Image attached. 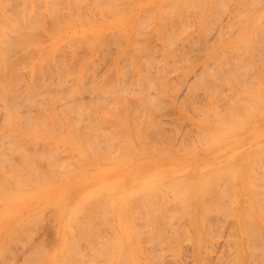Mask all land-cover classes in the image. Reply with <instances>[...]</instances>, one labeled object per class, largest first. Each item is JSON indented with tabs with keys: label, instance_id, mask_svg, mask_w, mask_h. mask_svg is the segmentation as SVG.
<instances>
[{
	"label": "bare ground",
	"instance_id": "6f19581e",
	"mask_svg": "<svg viewBox=\"0 0 264 264\" xmlns=\"http://www.w3.org/2000/svg\"><path fill=\"white\" fill-rule=\"evenodd\" d=\"M6 1V0H5ZM8 2H10V0H7ZM14 1H18V3H16L17 4V6H16V4H15V2ZM26 4H27V2H28V4H29V1H26V0H23ZM35 1V0H34ZM40 0H37V2H39ZM43 0H41V2H42ZM57 1V0H56ZM54 2L53 4L55 5V7L57 8H55V7H53V6H51V5H53L52 3L50 4V2H52V0L50 1V0H48V2H47V0L45 1V3L47 2V7L49 8L50 6L54 9V11L53 12H58V11H60L61 10V8H62V6H60L59 7V5L58 4H60V5H65L64 4V1L65 0H62L63 2H60V3H57V2ZM61 1V0H60ZM75 2L77 1L78 2V0H74ZM74 1H73V3H74ZM93 1H95V2H97L98 0H93ZM104 1V0H103ZM117 1H119V0H117ZM124 2L126 1H128L127 3H128V5L129 6H131L130 5V1L131 0H123ZM156 1H158V0H156ZM160 2L162 1V0H159ZM231 3H230V2ZM1 2H3V3H1ZM0 3L1 4H3L4 6L3 7H11V6H16V8H18L19 7V5L18 4H20L22 1H20V0H13V2H14V4L15 5H12L11 3H8L7 5H9V4H11L10 6H6L5 4L7 3H5L3 0L1 1ZM20 2V3H19ZM31 2H33V1H31ZM31 2H30V4H31ZM37 2H34L33 3V7L34 6H36L37 7V5H34L35 3H37ZM66 2V1H65ZM88 2V1H87ZM92 2V1H91ZM135 1L133 0L131 3H134ZM149 2H150V0H145L143 3H146L147 5L149 4ZM25 3H21V5L20 6H22L23 5V8H22V10H19V12H20V14H23V15H18V17L20 16H24V17H26L24 14H26V11L29 13L31 10L32 11H34L33 9H36L35 7L34 8H32L31 6H32V4L31 5H28V7L29 8H32V9H29L28 7H26L25 5ZM43 3V2H42ZM41 3V4H42ZM56 3H57V5H56ZM68 3H69V0H68ZM79 6H81V3L82 2H80V0H79ZM126 3V4H127ZM142 3V4H143ZM164 3V2H163ZM228 3H230L229 5H228ZM228 3H227V6H229L230 7V5H232L233 3V6H234V8L236 9H234L233 7L232 8H230V10L231 9H233L234 10V12L236 11V13H233V11L231 10L229 13H231V15H235L236 14V16H237V14H239V12H240V15H238V16H240L239 18H232L233 16H231V18L232 19H230L231 21L229 22V20L227 19V21H228V26H229V29L231 28V26L229 25L230 23L231 24H233L234 26H235V24H237V22H238V24H239V22H242V23H245V22H247V23H250L251 25V28H249V29H245L242 33H239V37L241 36V38H242V40L243 41H245V50H241L238 46H241L243 43H239V44H237L238 46H235V48L237 47V50H234L235 48L233 47L232 48V46H231V50H234V52H235V56L238 54H236V52L238 51H240L239 53H240V55H241V53H242V51H244L242 54H244L243 56H245V55H247V53L249 52V46H247V44H249V42H250V47L251 48H253L254 50V52H253V54L255 55V54H257L259 57H260V55L259 54H261V52L262 51H264V50H262V51H260L261 49H264V47H261L262 45H264V44H262V43H264V42H262V41H264V40H262V39H264V0H233V2H232V0H228ZM25 4V5H24ZM40 4V3H39ZM40 4V5H41ZM48 4H50V5H48ZM76 5L78 4V3H75ZM86 4V3H85ZM92 4H93V2H92ZM95 4V3H94ZM96 4H98V3H96ZM106 4V3H105ZM141 4V6H140V13L141 14H143V15H139L138 16V18H135L136 20V22H135V25H134V28H133V32L134 33H132V32H130L131 31V29H129V30H126L127 32L129 31L130 32V34L128 35V38H127V40H126V46H124V47H127L128 49V51L126 50V49H122L121 48V44L123 43V42H121V43H119L118 41H120V39L117 41L119 44H117V45H115V46H117L116 48H117V52H116V54L113 56V62L112 61H110V62H112V63H114V65L112 66V67H110L109 69H105L103 72H101V70H103L105 67H103V68H101L100 69V67H99V62H98V60H97V68L94 66V63L92 62L93 61V59H92V63H91V65H89V60L88 61H85V56H84V59H83V56H82V54H78V50H77V52H76V50L74 51H72V49H71V47L70 46H68V45H66L64 48H66V47H70L69 49H71V51L70 52H72V54H69V56L71 55V57H72V61H70L71 60V58H69V61L70 62H76V61H79V63L76 65L77 66V68H74V67H76V66H73V64L74 63H72L71 65L73 66V67H71V68H74V69H72V70H75V71H73V72H70V68L68 67L69 65H70V63L69 62H66L65 61V59L64 58H62V57H58V54L56 55L58 58H56V56L55 55H52L51 53L52 52H50V49H45V47H46V42L44 41V38H46L47 36L43 33L45 30H42V29H37L38 27H40L39 26V24H38V27H35V24L36 23H38V21L36 22V23H33V22H35L36 21V15L38 16V14H40V12L37 14V12L36 11H34V12H36V14H34V12L32 13V11L30 12L31 14L29 15L28 13H27V15L28 16H31V15H33L34 14V16H35V18H34V21L33 20H31V19H33V17H30V20L28 21L27 20V17L26 18H24L25 19V21L23 22L22 21V23H21V26L19 25V24H17V22H15L16 20H15V18L17 19V17H15L16 15H14L13 16V14H15L16 13V10L17 9H15V13L13 12V9L15 8H8V9H11L10 11L8 10V12L7 11H5L4 9L2 10L1 8H2V5L0 6L1 8V10H2V13L4 12L5 13V15H6V17L7 18H5V16L3 17L2 15H1V10H0V17L2 18V19H4V23H5V26L4 27H2L3 25H4V23H1L2 22V19L0 18V23H1V27H2V29L3 30H1L0 31V138H3V139H6V141H8L9 139L8 138H6V137H11V136H13L14 134L15 135H19L20 134V136H21V134H23L24 132H25V130L24 129H22V128H20L21 127V124L23 125H27L26 127L28 128V130L30 131V132H32L33 134H51V133H53V134H55V135H65V136H72L73 138H76V139H79V137L81 138V137H83V136H85V135H87V134H91L90 136H91V138H89L88 136V138H86V143L88 142H91V145H92V138H95L93 141L95 142V140L98 138H100L101 137V140H102V138H103V140L105 141V140H107L105 143H106V145H109L110 143V150L111 149H113V147H115V149L113 150L114 151V153H119V154H123L126 158V163H127V169L125 170V174H124V182H125V192H124V215H125V218L124 219H126L125 221V236H124V242H125V245H126V251L125 252H123L122 250H125L123 247H122V250H121V252H116V253H119V255L120 256H117L118 254H116V256L115 257H117V260H118V262H117V264L119 263V261H122V259L124 260V262H122L121 264H152V262H154L153 261V259L155 258L154 257V255H156L155 254V251L153 252V253H151L152 252V250H151V248H152V246L155 248V244H156V246H157V244L160 242V240H161V237L159 236V234L161 233L162 235H164V233L165 234H167L168 232V234H170V233H172L173 232V230H176V229H181V230H179L181 233H182V230H184L183 232H185V230H187V229H185V226L183 227L182 226V222L183 221H185V219H186V221H187V219H189V220H191V219H194L193 220V226H194V228H197V220L195 219V218H197V217H199L200 215H202V214H204L203 215V217L205 218H207L208 217V219H204V218H202V223H203V221L205 220H209V216H207L208 214H209V212H213L211 209V211L209 210V211H207L206 212V210H205V208H204V203L206 204V202H207V200L205 201L204 199H208L209 198V193H210V188H209V186H208V188L206 187V182H207V176H201V174L199 175V173H200V171H204L205 169H206V166H207V162H208V159L207 158H205V159H203L202 157H200V154L199 155H197V153H195L194 151H191V144H190V142L188 143L186 140L183 142L182 141V145L181 146H179L180 144H178V145H176L178 142H176L175 140H177V141H179L180 142V140H178L179 139V136H180V134L178 133V131H176V133H178L179 134V136H177V134H176V136H175V138L173 139L174 140V142H175V145H174V143H172V144H167L168 143V141L166 140V137L168 138V139H170L171 140V138H170V135H168L169 134V132H173V128L175 129V127H174V125H172V122H171V125L173 126V128H171V130L170 129H168V131L167 130H165V128H162V127H164L165 126V124L167 123V122H165L164 124H163V122H164V120H162V119H160L159 117L161 116V115H163V116H166L165 115V113H163L164 111H162L163 109H161V108H163V107H165V106H163L164 105V103H162L163 101V99H162V96L167 92V88L169 87V85H170V89L168 88V91L169 92H167V93H169V94H171V95H173V94H178V92H179V89L178 88H180V87H182V86H184L185 84H189V85H191V87L189 88V89H186L187 87H188V85H186V88H185V94H183V96L182 97H185L186 99H184L183 101H185L186 100V102L188 101V105H189V102H191V100H192V102L194 101L193 99H195V97H196V95H197V93H198V89L197 88H201L202 90H203V92L202 91H200V93H202V94H204V95H202V94H198V95H202L203 96V98L201 99V97L202 96H200L199 98L201 99V101L199 102L198 100H200L199 98H198V95H197V98H198V100H196L195 99V101H197V102H195L194 101V103H195V105H197L198 107H199V111L197 112L198 114H199V117H198V122H197V124H198V126H197V129H195V128H193V129H195L196 131H198L197 133L195 132V130L194 131H192V128H191V131L192 132H194V134H195V136H197V138H198V141L197 142H199V143H197V145L202 149V154H204V149H205V153L208 151V148H209V145H210V143L213 145V144H215V143H217L218 141L220 142V140H218L217 142H215L214 143V140L212 139L211 141H213V143L212 142H210V138L208 137V135H209V133H208V131H209V124L213 127V129H215V131H217L216 133L218 134V130L217 129H219V131L221 130L223 133H225L224 131V129L223 128H221V127H219V125H224L223 124V122H224V118L222 119L221 117L223 116V115H221L222 113H219L220 111H221V109L222 108H219V104H221V103H218V105H217V102L219 101V100H221L222 98H223V95H222V93L220 92L223 88V90H226L225 89V87L227 86V85H223V86H225V87H220L221 89H218L219 87L217 86V84H219V86H220V84H222V83H217L216 84V82L217 81H215V83H214V85H216V87H210V86H208V85H206V81H205V79H207L208 80V78L207 77H212L213 75L215 76V74L214 73H216V74H218V76H219V73H217V70L216 71H214L213 69L215 68V66H214V62L216 63V61H217V57H218V55H221V54H223V58L222 59H224L225 57H224V54H226V52L225 53H223L220 49V52H222L221 54H220V52H219V50H215V51H213L212 52V57L215 59L214 61H213V67H211V65L210 64H212V63H210L209 61H210V59H209V57H208V60L209 61H205V62H203V63H201V65H202V67L200 68V65H199V67H198V69L200 70V72H199V70H198V73H193V74H197V75H193L192 74V72L190 73V74H192L193 76H195V78L193 79L192 78V81L193 82H197V84H196V82L195 83H190V81L188 82V83H186V79H187V76H188V72L187 73H184V75L185 74H187V76H186V79H184L185 77H183V79H182V75L179 73V72H176L175 71V76H176V79H178V80H176L175 79V76H174V71L173 70H176V69H178V68H182V67H184L185 65L187 66V64H185V65H182V63L184 62V61H186V63H187V61H192L193 63H194V59H195V61H197L198 60V58H200V57H203V53H202V56H200V57H198L197 58V55H195V58H193L194 57V54H191L190 55V57L193 55V57H191V58H193V60L189 57V55H187V53L189 54L190 52H192L191 51V47H192V49L194 48L193 47V44H194V46H195V48H199L200 46L202 47V48H200V49H202L200 52H203L204 51V55H206L207 54V52L209 51V49L213 46L211 43H210V41L214 38V43H215V33H212V31L214 30H216V29H212V27L213 26H211V24H212V21H213V23H215V25H217L218 27H220L218 24L220 23V19H221V17H222V20L224 19V17L222 16L223 14H224V10H227V6H226V0H166V4H163V7H160L162 10L160 11L161 12V15L162 16H160L159 18H160V20L158 21L159 23H160V25H159V28H158V26H156L155 24H153V23H151V22H153L151 19H152V17H150L151 19H148L147 17H145L144 18V15H146V13L148 12V11H150V12H148L147 13V15L150 13V15L152 16V12H153V10H154V8L153 7H149L148 9L146 8V7H148V6H143ZM156 4H158V2L156 3L155 2V5ZM171 4H174V7H175V5H180V7H179V10L180 9H183L184 10V12H186L187 10H190L188 13L190 14V12L192 13V17H194L195 18V20L194 19H192V17L190 18V15H188V17L190 18V20H187L189 23H191V19L192 20H194V24L193 23H191V25L190 24H187V21L185 20V16L187 17V12L186 13H184L183 11H181L180 10V12H182V13H179L178 11H176L178 14H176V12L175 13H173L174 11H171L172 9L174 10V7H173V5H171ZM70 7L69 8H71V9H68V10H71V15H72V13H73V11H72V9L73 8H76L75 6H74V4H72V1H70ZM89 5H90V3H89ZM118 5V4H117ZM152 5H153V3H152ZM151 5V6H152ZM170 5H171V7H173V8H171V10L169 9H167V8H169L170 7ZM24 6H25V8H24ZM72 6H73V8H72ZM87 6V5H86ZM123 6H124V4H123ZM126 6V5H125ZM128 6V7H129ZM236 6V7H235ZM42 7L43 8H41V9H44V11L45 10H47V8L44 6V5H42ZM46 9H45V8ZM51 7L49 8V11L47 12V13H45V15L46 14H48L47 16L48 17H52V18H54L53 16V12H52V10H51ZM101 7V6H100ZM109 7V6H108ZM26 8H28V9H26ZM78 6H77V10H78ZM82 8V7H81ZM95 8H97L98 9V7H95ZM129 8H131V7H129ZM151 8V9H150ZM225 8V9H224ZM237 8H238V10H237ZM244 8H247L246 10H244ZM248 8H249V11H248V13H245V11L247 12V10H248ZM19 9H20V7H19ZM37 9H38V7H37ZM36 9V10H37ZM55 9L57 10V11H55ZM96 9V10H97ZM101 10H102V8H100ZM99 9V10H100ZM104 9V8H103ZM106 9L108 10V8H105L104 9V12H106ZM119 9V8H118ZM121 9V8H120ZM146 9V10H145ZM251 9H258L257 10V12L254 14V15H252L250 18H248L247 19V15L249 16V13L250 12H253ZM24 10V11H23ZM50 10H51V12H50ZM65 9L63 8V11H64ZM81 10V9H80ZM84 10V9H83ZM101 10L100 11H98L97 13H101ZM111 10V9H110ZM109 10V11H110ZM114 9H112L111 11H113ZM124 10L125 9H123L121 12H124ZM186 10V11H185ZM220 10H222V14H221V12H220ZM229 10V9H228ZM241 10V11H240ZM243 10H244V12H243ZM24 12V13H22V12ZM43 11V10H42ZM43 11V12H44ZM63 11H60L63 15H64V13H63ZM65 11H67V9L65 10ZM64 11V12H65ZM76 11V10H75ZM82 11V10H81ZM81 11H78V12H81ZM103 11V10H102ZM115 11H117V10H115ZM115 11H113V13L115 12ZM127 11V10H126ZM139 11V10H138ZM157 11V10H156ZM171 13H170V12ZM218 11H219V14H218ZM10 12H12L11 14H10ZM43 12H41V14H40V16H42V13ZM52 13V14H50V13ZM77 12V11H76ZM89 12V11H88ZM108 12V11H107ZM120 11H118V13H119ZM128 12V11H127ZM137 12V11H136ZM205 12H207L206 14L208 15V13H210L208 16H209V20H211V17H210V15L212 16V14H213V18H212V21H209V23H210V27H208V25L207 24H209L208 22H207V20H206V16L204 17V13ZM238 12V13H237ZM7 13H9V14H7ZM54 13V14H55ZM59 13V12H58ZM58 13H56V14H58ZM67 14L63 17L62 15V17L63 18H65L66 16H70V19L72 20L73 18H72V16L70 15V12H66ZM75 13V12H74ZM73 13V14H74ZM92 13V12H91ZM108 13H110V12H108ZM108 13H101L102 14V16L104 15V19L106 20V18L105 17H107L106 16V14H108ZM112 13V12H111ZM112 13V14H113ZM184 13V14H183ZM233 13V14H232ZM241 13H243L242 15L243 16H245L244 15V13L245 14H247L245 17H246V19H244L245 17H243L242 15H241ZM17 14H18V11H17ZM69 14V15H68ZM79 14V13H78ZM81 14H88L87 12H85L84 13V11L81 13ZM81 14H80V16H81ZM174 14H176L175 16H174ZM182 14V15H181ZM216 14V15H215ZM217 14H218V18H216L217 17ZM221 14V15H220ZM225 14H226V11H225ZM224 14V15H225ZM12 15V16H11ZM51 15V16H50ZM53 15V16H52ZM60 15V14H59ZM58 15V16H59ZM85 15V18L86 17H90V15L88 14V16H86ZM99 15L100 14H98V20H97V16H95V18H96V20H90V19H85L84 17H82V18H84V21L85 22H83V20L81 19V17L80 16H78V18L80 17V19L82 20V22H80V21H78V22H76V21H74V20H72V22H75L76 24L78 23L79 25H81L82 23L83 24H85L86 22L87 23H90V21L92 22V21H94V23H93V25L92 26H95V24L98 22V23H100L101 21H102V16H101V18L102 19H100V17H99ZM111 15V14H110ZM146 15V16H147ZM156 15V14H155ZM170 15H173V16H171V17H169ZM181 16L180 18L178 17V16ZM185 15V16H184ZM43 16H44V13H43ZM43 16L42 17H40V20L44 23V19H43ZM47 16H46V19H45V21L46 20H49V18H47ZM57 16V15H56ZM75 16V14L73 15V17ZM109 16V15H108ZM113 16V15H112ZM141 16V17H140ZM142 16H143V18H142ZM207 16V17H208ZM214 16H216L215 18H214ZM219 16H221V17H219ZM8 17H11L10 18V20H11V24H9V19H8ZM13 17H14V19H13ZM20 17L18 18V19H20ZM60 17V16H59ZM59 17H56V18H58L59 19ZM62 17H61V19H62ZM76 18H77V16H75ZM115 17V16H114ZM148 17H149V15H148ZM182 17H184V20L186 21V24L183 22V18ZM45 18V17H44ZM76 18H74V19H76ZM133 18V16L131 15V14H128L127 15V20H131ZM154 18V17H153ZM159 18H156V19H159ZM5 19H6V21H5ZM21 19H23V17L21 18ZM21 19H20V21H21ZM39 19V17H37V20ZM60 19V20H61ZM67 19V18H66ZM66 19H64V20H66ZM69 19V18H68ZM69 19V20H70ZM144 19V20H143ZM186 19H188V18H186ZM214 19L216 20V21H218L219 23L218 24H216L217 22H214ZM218 19V20H217ZM8 20V21H7ZM13 20H15V21H13ZM26 20H27V22H26ZM39 20V21H40ZM52 20H55V19H52ZM51 19H50V21H52ZM59 20V21H60ZM64 20H62V21H64ZM77 20H79V19H77ZM89 20V21H88ZM104 20V21H105ZM108 20V19H107ZM149 20H150V22H149ZM175 22H174V21ZM232 20H234V22L232 23ZM235 20H236V22H235ZM237 20H241V21H237ZM20 21H19V23H20ZM56 21V20H55ZM54 21V22H55ZM58 21V20H57ZM57 22L56 24L57 25H59L58 23H60V22ZM62 21H61V23H60V25H62ZM109 21V20H108ZM8 22V24H6ZM12 22H15V24H16V26L14 25V23H12ZM32 22V23H31ZM68 22V24H69V21H67ZM80 22V23H79ZM96 22V23H95ZM131 22H134V20L132 19V21ZM172 22H174V23H172ZM177 22V23H176ZM226 22V21H225ZM25 23H26V25H25ZM31 24L33 27H30V25L29 24ZM42 23V25H44V24H46V22L43 24ZM48 23H50L49 21H48ZM52 24H54L53 22H51ZM50 23V24H51ZM65 23H66V21H65ZM74 23V24H75ZM86 23V24H87ZM97 23V24H98ZM111 23H112V21H111ZM114 23H117V21L116 22H114ZM121 23V22H120ZM184 23V24H183ZM222 23V22H221ZM220 23V24H221ZM23 24H24V27H23ZM41 24V23H40ZM56 24L54 25V27H58V26H56ZM68 24H66V25H68ZM72 24V23H71ZM77 24V25H78ZM82 24V25H83ZM91 24V23H90ZM119 24V23H118ZM122 24V23H121ZM194 25V28L192 27L193 25ZM241 24V23H240ZM239 24V25H240ZM6 25H8V26H10V27H6ZM27 25H29L28 27H27ZM70 25V24H69ZM88 25L89 24H87V28H88ZM109 25H110V23H109ZM114 25V24H113ZM113 25H110V26H112L113 27ZM190 25V26H189ZM212 25H214V24H212ZM215 25H214V27H215ZM232 25V26H233ZM246 25V24H245ZM245 25L243 26V28L245 27ZM17 26H20V29H18V28H16ZM36 26H37V24H36ZM46 26V25H45ZM44 26V28H46ZM51 26V25H50ZM49 26V27H50ZM70 26H72V25H70ZM70 26H65V24H64V22H63V27H70ZM85 26V25H84ZM103 26H104V24H103ZM110 26H108L107 25V27H109L110 28ZM119 26H120V24H119ZM123 26V25H122ZM125 26L126 25H124V27H120L119 28V31L121 30V28H124L125 29ZM129 26V25H128ZM132 26V25H131ZM226 27V29L224 28V27ZM221 25V29H223L224 28V30H225V33H223L224 31L222 30V33L224 34L223 36H226L227 38L228 37H230L231 35H233V34H231V32H232V29L229 31L228 30V26H225V25ZM0 27V28H1ZM5 27H6V29H5ZM21 27H23V28H21ZM49 27L47 26V30L49 29ZM53 27V26H52ZM51 27V28H52ZM106 27V26H105ZM167 27H169L170 29H168ZM193 28V29H195V34H193V35H195L194 36V38L192 39V37L193 36H189V37H187V35L189 34L188 32H189V30H190V28ZM213 27V28H214ZM218 27H215V28H217V32H219V31H221L220 30V28H218ZM241 27V26H240ZM8 28H10V30L8 29ZM33 29V31L34 30H38V31H40L41 32V34H44V38L42 37L43 35H41V37L43 38V41L45 42H42V41H37L36 40V34H34L35 35V37L36 38H34L33 39V35H32V31L30 30H25V29ZM36 28V29H35ZM41 28V27H40ZM43 28V27H42ZM43 28V29H44ZM62 28V27H61ZM61 28L59 29L61 32H62V30H61ZM109 28H108V31H109ZM118 28V27H117ZM117 28H115L116 29V31H117ZM208 28H209V30L210 29H212V31H210L211 33V35L209 36L211 39H208L209 41V43L211 44V46L210 47H207V46H209V45H207V46H204V45H206V44H204L203 43V39H206V41H207V34L209 33L208 32ZM242 28V29H243ZM22 29H23V31H22ZM54 29H56V28H54ZM65 29V28H64ZM63 29V30H64ZM66 29H68V28H66ZM153 30V32L155 31L157 34H156V38H157V35L158 36H160V38L162 39L161 41L164 43V48H161L159 45H157V42L156 43H153V44H155V45H157V46H155V45H151L152 44V41H150L151 42V44H149V42H148V40H147V37H149V35L148 34H151L150 32H152V30ZM218 29H219V31H218ZM234 29H235V31H238L239 30V28H237V30H236V28L234 27ZM234 29H233V31H234ZM6 30V31H5ZM9 30V31H8ZM43 32H42V31ZM46 30V33H48V34H50V31L48 32ZM76 30V29H75ZM113 30V29H112ZM227 30L229 31V32H227ZM38 31H35V32H38ZM65 31V30H64ZM83 31V30H82ZM146 31H149L148 32V34H146ZM241 30H239V32H240ZM51 32H54V31H51ZM57 32V31H56ZM55 32V33H56ZM69 32V31H68ZM227 32V33H226ZM39 33V32H38ZM58 33V32H57ZM63 33V32H62ZM106 33V32H105ZM109 33L110 34H108V36L109 35H112V36H114V33H116L115 31H114V33L112 34V32H110L109 31ZM117 33H118V31H117ZM121 33H122V31H121ZM232 33H234V32H232ZM90 34V33H89ZM89 34L87 35V36H89ZM213 34V35H212ZM220 34H221V32L220 33H218L216 36L218 37V39H219V37H220ZM226 34V35H225ZM231 34V35H230ZM8 35H13V36H11L13 39H11L10 38V36H8ZM50 35H52V34H50ZM55 35H57V34H55ZM107 35V34H106ZM145 35H148L147 37L145 36ZM230 35V36H229ZM8 36V37H7ZM32 37V39L33 40H31L30 38H28V37ZM75 37H79V36H77V35H74ZM86 36V37H87ZM91 36H92V34H91ZM96 36V35H95ZM107 36V37H108ZM221 36H222V34H221ZM18 37V38H17ZM20 37V38H19ZM27 37V38H26ZM97 37V36H96ZM99 37V36H98ZM98 37H97V39H98ZM104 37H105V34H104ZM111 37V36H110ZM110 37H109V39H110ZM117 37V34H116V36H114V38H116ZM121 37H122V34H121ZM216 37V38H217ZM17 38V39H16ZM49 38V37H48ZM73 38V37H72ZM80 38V37H79ZM90 38V37H89ZM92 38V37H91ZM93 38H94V35H93ZM103 38V37H102ZM106 38V37H105ZM113 38V37H112ZM118 38H119V36H118ZM122 38H124V33H123V37ZM195 38H197V40L198 41H196L197 42V44H196V42H194L193 40H195ZM47 39V38H46ZM50 39V38H49ZM60 39V38H59ZM64 39H65V37H64ZM67 39V38H66ZM65 39V40H66ZM87 39V38H86ZM96 38H95V43H94V41H93V39H92V41H90V39L89 40H85V42L86 43H84L85 44V48H89V49H91V50H93V48L95 47V45H97V42H98V40H97ZM117 39V38H116ZM116 39H115V43H116ZM154 38H152V40H153ZM199 39H200V41L203 43H198L199 42ZM220 39H221V37H220ZM220 39H219V41H220ZM258 39L262 42H260V44L259 45H261V46H257V42H258ZM39 40H41V38L39 39ZM71 40V37H70V39H67V41H70ZM103 40H105L104 38H103ZM112 40V39H111ZM124 40H125V38H124ZM123 40V41H124ZM156 40H158V39H156ZM160 40V39H159ZM217 40V39H216ZM49 41V40H48ZM54 41V40H53ZM60 41V40H59ZM67 41H64L63 43H67ZM73 41V40H72ZM78 41H79V39H78ZM121 41H122V39H121ZM205 41V40H204ZM222 41V40H221ZM242 41V42H243ZM251 41H257L256 43L257 44H253V45H255V46H252V42ZM76 42V41H75ZM82 42H84V41H81V43ZM104 42V41H103ZM102 42V43H103ZM162 42H160V43H162ZM208 42H206L207 44H209ZM217 42H218V40H217ZM241 42V41H240ZM70 43H72V42H70ZM70 43H69V45H70ZM77 43V42H76ZM75 43V44H76ZM106 43H107V41H106ZM109 43V42H108ZM107 43V44H108ZM58 44V43H57ZM61 44V43H60ZM59 44V45H60ZM68 44V43H67ZM75 44H72V46H75ZM110 44H112V42L110 41ZM179 44H181V47H183V48H177L178 47V45ZM200 46H199V45ZM216 44V43H215ZM214 44V45H215ZM62 45V44H61ZM58 46V47H62V46ZM98 45H99V42H98ZM103 45L104 46H106L105 45V43H103ZM196 45H198V46H196ZM244 45V44H243ZM243 45H242V47H243ZM49 46V45H48ZM80 46H81V49H82V45H79L78 47H77V45H76V47L77 48H79L80 49ZM111 45H109V47H110ZM203 46H204V48H203ZM221 46V45H220ZM102 47V46H101ZM109 47H106V50L107 51H109L108 49H109ZM114 47V46H113ZM113 47H112V49H113ZM158 47H160V48H158ZM184 47H186L187 49H185ZM261 47V48H260ZM51 48V47H50ZM63 48V50H65ZM98 48H99V51H101V49H100V46H98ZM103 48V47H102ZM133 49L135 52H136V54L137 55H135L134 57H136L137 58V64L136 65H134L133 64V62H134V59H132L133 60V62H130V60H131V57L133 58V54L131 53L130 54V52H129V50L130 49ZM194 48V49H195ZM258 48H260V50L258 49ZM74 49H75V47H74ZM89 49H87L88 50V56L90 55L89 54ZM111 49V48H110ZM181 50L182 52H180L179 50ZM183 49H185V51L183 50ZM226 49H229V48H226ZM238 49H240V50H238ZM256 49H258V50H256ZM83 50H86V49H84L83 48ZM189 50H190V52H189ZM44 51H47L45 54H44ZM66 51V50H65ZM68 51V50H67ZM67 51H66V53H67ZM114 52H115V47H114V50H113ZM112 51V52H113ZM257 51H260V52H257ZM58 52H60L59 50H58ZM102 52V51H101ZM101 52H100V54H101ZM193 52H194V50H193ZM192 52V53H193ZM55 53H57V50L55 51ZM63 53H65V52H63ZM68 53H69V51H68ZM98 53V52H97ZM107 53V52H106ZM106 53L104 54V55H106ZM186 53V54H185ZM198 53V52H197ZM227 53H228V50H227ZM259 53V54H258ZM54 54V53H53ZM60 54H62V53H60ZM59 54V55H60ZM93 54H94V52H93ZM99 54V53H98ZM99 54V55H100ZM229 54V53H228ZM262 54H264V53H262ZM261 54V55H262ZM66 55V54H65ZM99 55H97L96 57H95V59L96 58H99ZM103 55V54H102ZM102 55H101V58H102ZM111 55H112V53H111ZM129 55V56H128ZM240 55H237L236 57H235V60H236V58L237 59H239V58H241L240 57ZM249 55H250V58H249V60L251 59V62L249 61V63L251 64V63H253V61L254 62H256V57L259 59V57L257 56V55H255V56H253V55H251L250 54V52H249ZM53 56H55L54 58H53ZM110 56V55H109ZM228 55H226V57H227ZM66 57H67V55H66ZM87 57V56H86ZM108 57V56H107ZM106 57V58H107ZM211 57V58H212ZM233 57V58H234ZM251 57H253V58H251ZM255 57V58H254ZM56 58V60H54ZM89 58V57H88ZM212 58V59H213ZM219 58H220V56H219ZM218 58V59H219ZM229 58V57H228ZM232 58V59H233ZM244 58V57H243ZM109 59V58H108ZM108 59H106L107 60V62H108ZM110 59H111V57H110ZM126 59H128V60H126ZM190 59V60H189ZM242 59V58H241ZM247 59H248V57H247ZM253 59H255V60H253ZM101 60V59H100ZM102 60H103V58H102ZM101 60V61H102ZM105 60V59H104ZM103 60V61H104ZM112 60V59H111ZM136 60V59H135ZM234 60V59H233ZM245 60V59H244ZM243 60V61H244ZM260 60V59H259ZM101 61H100V63H101ZM126 61H128V62H126ZM223 61V62H222ZM221 62H219L218 63V65L216 66V68L217 69H219L218 71L219 72H221L220 70H221V68H222V72H224V71H226V70H224V68H225V66L227 67V65H229V63L227 62L228 61V59L226 60L225 59V61L224 60H222ZM231 60H229V62H230ZM240 61H242V60H240ZM258 61V60H257ZM94 62H95V60H94ZM182 62V63H181ZM192 62H190V63H192ZM225 62H227V63H225ZM232 62V61H231ZM69 63V64H68ZM102 63H104V62H102ZM102 63H101V66H102ZM125 63V64H124ZM127 63V64H126ZM178 63H180V64H178ZM232 63H234V62H232ZM231 63V64H232ZM248 63V64H249ZM259 65H260V67H259V65L257 64V62L255 63V65L257 64V66H255L254 65V63L252 64V66H255L258 70L259 69H261L262 67H264V65H262L261 66V62L259 61ZM106 63H104V65H105ZM110 64V63H109ZM224 64V65H223ZM226 64V65H225ZM235 64V63H234ZM239 64H240V62H239ZM242 64V63H241ZM243 64H245V66L243 65ZM242 65H243V67L242 68H240V69H243V71H244V73H245V76H248L247 74H248V72L250 73V75H253V74H251V73H253V72H255L256 70L254 69L255 67H253V69L251 70V68L252 67H250V68H248L249 67V65L248 64H246V61L243 63ZM262 64H264V61H262ZM70 65V66H71ZM75 65V64H74ZM103 65V66H104ZM189 65V64H188ZM127 66L129 67H131L132 69L130 70V72L129 73H131L130 75H131V77H130V75L127 77L128 79H126V80H124V76L126 77V75L128 74V72L126 71L127 70ZM190 66V65H189ZM224 68H223V67ZM246 66H248L247 68L248 69H245V67ZM130 67H129V69H130ZM191 67V66H190ZM190 67H189V69L188 68H186V69H188V70H190ZM230 67H231V65H230ZM229 67V68H230ZM235 67H236V64H235ZM234 67V68H235ZM241 67V66H240ZM90 69L91 71L90 72H88L87 71V69ZM185 68V67H184ZM213 68V69H212ZM24 70V72L26 73V75L27 76H25V74L24 73H22V71ZM153 69V70H152ZM179 69V70H180ZM185 69V70H186ZM191 69H192V67H191ZM196 69H197V67H196ZM250 69V70H249ZM171 70V71H170ZM181 70H183V68L181 69ZM184 70V71H185ZM227 70H228V67H227ZM237 70V69H236ZM166 71L168 72H170V73H172L173 72V76H172V74H170L169 72V75L166 73ZM194 71V70H193ZM231 71H233L232 69H231ZM245 71H248V72H245ZM253 71V72H252ZM262 71H264V70H262ZM99 72H101V73H99ZM125 72H127V74H125ZM195 72H196V70H195ZM222 72H221V74H222ZM229 72V74L231 73L230 71H228ZM259 72V74H257ZM257 73H255L254 75H256V76H258V75H261L262 73L260 72V71H258ZM201 73V74H200ZM237 73V72H236ZM243 73V74H244ZM261 73V74H260ZM22 74H24V76H25V78L23 79V81H22V85L23 86H20L21 85V81L20 80H22V79H20V76H23ZM232 74V73H231ZM240 75L239 76H241V72L239 73ZM242 74V75H243ZM179 75H181V77L179 76ZM183 75V76H184ZM191 75V76H192ZM233 75H235V74H233ZM89 76H91L90 77V80H88L89 78ZM190 76V75H189ZM207 76V77H206ZM213 76V78H215ZM245 76H242V77H245ZM256 76H254L255 78H256ZM130 77V78H129ZM221 77V76H220ZM227 77H229V78H227L228 80V82L230 81V80H233V79H231L232 78V75L231 76H227ZM231 77V78H230ZM251 78H252V76H250ZM261 77H264V75H262ZM261 77H259L258 78V80L256 81V83H254L253 82V85L255 86V85H257V87L259 86V85H261V82H262V79H260ZM23 78V77H22ZM86 78H88V79H86ZM175 80H174V79ZM169 79H171V80H173V81H169ZM180 79H181V82L183 83V84H181V82H180ZM216 79H217V75H216ZM225 79V78H224ZM224 79H223V81L222 82H225L224 81ZM230 79V80H229ZM244 80V78H241V80ZM247 79V78H246ZM249 79V78H248ZM88 81L87 83L85 82V81ZM185 81V83H184V81ZM195 80V81H194ZM220 80V79H219ZM176 81V82H175ZM209 81V80H208ZM211 81H213V79L211 78ZM213 81V82H214ZM236 81V80H235ZM247 81V80H246ZM119 82V84H117ZM174 82V83H173ZM177 82H179V83H177ZM238 82H240V81H238ZM251 82H252V80L250 81V85H251ZM169 83V84H168ZM211 84V82L209 81V82H207V84ZM234 83H235V85L236 84H238L237 82H229V88L230 89H228V87H227V90H230V91H232V90H234V92H233V94L235 95L236 93H235V89H233L234 87H236L235 85H234ZM262 83H264V82H262ZM165 84H167L166 86H167V88H166V86H165ZM173 84V85H172ZM180 85V87H178L177 85ZM196 85V86H194V85ZM241 84V83H240ZM118 85V86H117ZM177 86V88L175 87V86ZM182 85V86H181ZM193 85V86H192ZM213 85V86H214ZM241 85H246V88L245 89H247V83H245V84H241ZM248 86L249 88H251V90L253 89V86ZM173 88H172V87ZM211 86H212V84H211ZM52 89H51V88ZM194 87V88H193ZM238 87H239V85H238ZM241 87V86H240ZM261 87L262 86H259V88L261 89ZM18 88H20L21 90H23V92H21L20 93V89H18ZM48 88H49V90L51 91H49L48 90ZM174 88H176V89H174ZM231 88H232V90H231ZM242 88V87H241ZM243 88H244V86H243ZM242 88V89H243ZM248 88V90H250ZM262 88H264V87H262ZM193 89V91H191V90ZM201 89H199V90H201ZM255 89V88H254ZM174 90V92H172ZM181 90V89H180ZM186 90H190L189 91V93L190 92H192L191 93V96H189V98L190 99H187V97H186ZM226 90V91H227ZM236 90H238V89H236ZM19 91V92H18ZM48 91H49V93H48ZM55 92V93H53L52 94V92ZM170 91L172 92V93H170ZM176 91H178V92H176ZM225 91V92H226ZM230 91H228V92H230ZM243 91V90H242ZM240 92V93H243V92ZM254 90H252V92H253ZM255 91H256V89H255ZM195 92V93H194ZM219 92V93H218ZM222 92H224V91H222ZM245 92V91H244ZM257 92V91H256ZM256 92H254V93H256ZM258 92L259 93H261V91L258 89ZM257 92V93H258ZM262 92H264V91H262ZM188 93V95H190ZM239 92H237V94L236 95H241V94H238ZM258 93V94H259ZM52 94V96L50 97L49 95H51ZM224 94V93H223ZM245 94V93H244ZM175 95V96H176ZM220 95H222V98L220 99ZM232 95V94H231ZM230 95V96H231ZM234 95H232V96H234ZM262 96H264V94H261ZM260 95V96H261ZM44 96L45 97H47V102H45L44 100L45 99H43L44 98ZM168 96H170V95H168ZM228 96H229V93H228ZM229 96V97H230ZM231 96V97H232ZM244 96V95H243ZM251 96V95H250ZM258 96V95H257ZM256 96V97H257ZM260 97L261 98V101L262 100H264V99H262V98H264V97ZM27 97V98H26ZM177 97V96H176ZM178 97H180L181 98V96H178ZM237 97V96H236ZM235 96L233 97V99H235L236 98ZM246 97V96H245ZM33 98V99H32ZM169 98H171V96L169 97ZM242 98V97H241ZM247 98V97H246ZM246 98L245 99H242V100H244V101H242V102H239V100H238V102H239V104L241 103L243 106H240L239 104H235V102H234V104L235 105H239L240 107H243V109H244V105H248L249 103V105L248 106H252L251 104H255L256 103V101L255 100H251V102L249 101H247L248 100V98H247V100H246ZM259 98V96H258V100L260 99ZM24 99H26V101L27 100H29L30 101V99L32 100V102H33V100L36 102V103H32V105H30L29 103H27L26 102V104H29V105H26L25 104V102L23 101ZM167 99V98H166ZM166 99H164V102H165V105H167L168 103H167V101H165ZM172 99V98H171ZM183 99V98H182ZM237 99H239V98H237ZM37 100V101H36ZM176 100H180L179 98L178 99H176ZM230 100H231V98H230ZM246 100V101H245ZM249 100H250V98H249ZM162 101V102H161ZM168 101H170V100H168ZM172 102H173V99L171 100ZM171 101L169 102V104L171 103ZM178 101H176L177 103H178ZM183 101H180V102H183ZM222 101V103H224V102H226V100L224 101L223 99L221 100ZM224 101V102H223ZM233 101V100H232ZM235 101V100H234ZM240 101H241V99H240ZM254 101H255V103H254ZM260 101V100H259ZM260 101V102H261ZM246 102V103H245ZM21 103H23L22 105H20ZM160 103H162V107H161V105L159 106V104ZM245 103V104H244ZM193 105V106H190V105ZM189 106H190V110L192 111V109L193 110H195L193 107H194V104L193 103H191ZM226 104H228L229 105V102H227ZM256 104H258V102L256 103ZM18 105H19V107L21 106V108L23 107V106H25V109H21V108H18ZM178 105H180V104H178ZM181 105H183L184 106V102L183 103H181ZM181 105H180V107H181ZM222 105V104H221ZM262 105H264V104H262ZM158 106L159 107H161V108H159V109H161V111H162V113H160V114H158L159 113V111L160 110H158ZM182 106V108H185L184 110H187V109H189V108H187L186 109V107H189V106H187L186 105V107H183ZM223 106V105H222ZM231 106V105H230ZM247 106V107H248ZM259 106V105H258ZM198 107H196V109L198 108ZM225 107V106H224ZM223 107V108H224ZM234 107H237V106H234ZM233 107V108H234ZM247 107H245V109H247ZM261 107V106H260ZM24 108V107H23ZM166 108V107H165ZM168 108V107H167ZM170 108V107H169ZM218 108L220 109V111L218 110ZM226 108V107H225ZM224 108V109H225ZM253 108V107H252ZM255 108H256V106H255ZM254 108V109H255ZM259 108V107H258ZM257 108V109H258ZM262 108H264V106H262ZM228 109V108H227ZM227 109H226V111H227ZM236 108H234V110H235ZM237 109H238V111H239V108L237 107ZM242 109V108H241ZM242 109V110H243ZM256 109V110H257ZM165 110V109H164ZM167 110V109H166ZM172 110V109H171ZM228 110H231V109H228ZM233 110V109H232ZM241 110V111H242ZM252 110V109H251ZM250 110V111H251ZM255 110V111H256ZM261 110V112L260 113H262V110H264V109H260ZM259 110V111H260ZM160 111V112H161ZM248 111H249V108H248ZM247 110H245V113L246 112H248ZM174 112L176 113V111L174 110ZM195 112H196V110H195ZM224 112V111H223ZM229 112H231V111H229ZM229 112L227 113L228 114V116H229ZM236 112V111H235ZM240 112V111H239ZM243 112V111H242ZM173 113V112H172ZM174 113V114H175ZM187 113H189V112H187ZM192 113H193V115L194 114H197V113H194L193 111H192ZM226 113V112H225ZM258 114H259V112H257ZM156 114H158L159 116H156ZM167 114H169V113H167ZM226 114V115H227ZM249 112L247 113V114H244L243 116H248V118L247 119H250V116H251V114H249ZM253 114V113H252ZM190 115H191V113H190ZM225 115V116H226ZM231 115H233V114H231ZM195 116V118H197ZM221 116V117H220ZM228 116H227V118H228ZM235 116V115H234ZM233 116V117H234ZM242 116V115H241ZM245 116V117H246ZM253 116V115H252ZM251 116V117H252ZM162 117V116H161ZM177 117H179V116H177ZM232 117V116H231ZM236 117V116H235ZM160 120H159V119ZM168 118V117H167ZM171 118H173V117H171ZM175 118H176V116H175ZM175 118H173V120H168V121H174L175 122ZM236 118H240V115L239 116H237ZM170 119V118H169ZM178 119H181V118H178ZM221 119V120H220ZM238 119L236 120V119H234L233 118V120L232 121H234L235 120V122L236 121H238ZM96 120H98L100 123H105L104 124V127H102L101 125L102 124H100V123H98V122H96ZM158 120V121H157ZM162 120V122H160ZM223 120V121H222ZM243 120V119H242ZM102 121V122H101ZM232 121H230V122H232ZM240 121V122H239ZM238 122H237V124H238V126H239V124L240 123H243V122H241V120H239ZM95 122H96V124H95ZM177 122V121H176ZM182 122V121H181ZM184 122V121H183ZM229 121H228V123H230ZM159 123H162V126H161V124H159ZM227 123V124H228ZM246 122H244V124H245ZM157 124H159V125H157ZM175 124V123H174ZM178 124V123H177ZM183 124H186L185 122L183 123ZM196 124V125H197ZM230 124H232V123H230ZM15 125H16V127H15ZM98 125L99 126H101V127H99L98 128ZM164 125V126H163ZM181 125V129H182V127H185V126H182V124H180ZM221 125V126H222ZM229 125V124H228ZM233 125L235 126L236 125V123L234 124V122H233ZM175 126H177V125H175ZM178 126H179V124H178ZM241 126H243V124L241 125ZM157 127H161L162 129L161 130H164V131H162L161 132V130L160 129H158ZM166 127H168V126H166ZM180 127V126H179ZM192 127H193V125H192ZM236 127V126H235ZM244 127V126H243ZM158 129V131H157V133L159 134V133H161L162 135H161V137L162 136H164V132L166 133V131H167V136H165V137H163L164 138V140H166L167 141V143H165L166 141H163L161 138H159V139H157L156 138V140H155V138H153L154 137V133H156V132H152L153 133V136H152V138H153V141H152V138H151V135H149V137L151 138V140L150 141H147L148 139H149V137H148V134H146L145 136L147 137V140L145 141L146 142V144H144L143 142H142V135H144V134H142L143 132H146V131H148L149 129L151 130L152 129V131H155V129ZM170 128V127H169ZM231 128V127H230ZM230 128H229V130H230ZM233 128V127H232ZM237 128V127H236ZM180 128H179V130H181ZM241 128H239V130H240ZM175 130H178V128L176 127V129ZM228 130V131H229ZM183 131V129L181 130V131H179V132H182ZM190 131V132H191ZM184 132H186L185 131V129H184ZM183 132V133H184ZM210 132H212V131H210ZM214 132V131H213ZM210 133V134H214V133ZM227 132V131H226ZM232 132H234V131H232ZM148 133H151V131L150 132H148ZM156 133V135H158ZM174 133V132H173ZM223 133L221 134V135H223ZM253 133H254V137H256V138H259L260 136H261V133L257 130V129H253ZM82 134V135H81ZM165 134V135H166ZM174 134V135H175ZM216 134V135H217ZM93 135H95V136H93ZM97 135H99L98 137H97ZM219 135H220V132H219ZM20 136H19V138H20ZM118 136L119 137H122V139H117L118 138ZM144 136V138H146ZM169 136V137H168ZM184 136V135H183ZM189 136V135H188ZM191 136V135H190ZM199 136V137H198ZM213 136H215V135H213ZM212 136V137H213ZM5 137V138H4ZM9 137V138H10ZM25 137H27V136H25ZM36 137H37V135H36ZM72 137H71V139H72ZM78 137V138H77ZM106 137H108L109 138V140H108V138L107 139H104V138H106ZM125 137V138H124ZM156 137H158V136H156ZM177 137H178V139H177ZM181 137V136H180ZM192 137V136H191ZM211 137V138H212ZM216 137V136H215ZM14 138V137H13ZM13 138H12V140H10V141H13V142H11V144L13 143V146L11 147V146H9V147H11V148H14V144H15V142L16 141H14L13 140ZM18 138V139H19ZM21 138H23L24 140L26 139V138H24V137H22L21 136ZM28 138V137H27ZM40 138V137H39ZM112 138L114 139V138H116V140H120L121 141V143L120 144H117L116 143V145L114 144L113 145V143L111 142V140H112ZM193 138V137H192ZM209 138V139H208ZM214 138V137H213ZM8 139V140H7ZM15 139H17V138H15ZM23 139H21L22 141H23ZM30 139H31V137H30ZM34 139H37V138H32L31 140L32 141H34V142H36V143H38L36 140H34ZM98 139L96 140V146L98 147V143H100V147H104V149H105V147H106V150H108V148H107V146L105 145V146H102L103 144H102V142H103V140L101 141L100 139H99V141H98ZM111 139V140H110ZM181 139V138H180ZM191 139V138H190ZM194 139V138H193ZM215 139V138H214ZM21 140H20V142H21ZM28 140H29V138H28ZM30 140V141H31ZM41 140H42V138H41ZM80 140V139H79ZM89 140V141H88ZM192 140V139H191ZM208 140H209V142H208ZM1 141H3L2 139L0 140V147H2V148H4L3 147V145L4 144H8L6 141L3 143H1ZM30 141H28V142H30ZM31 141V142H32ZM50 141V140H49ZM78 141V140H77ZM84 141V142H85ZM144 141V140H143ZM192 141H195V140H192ZM216 141V140H215ZM19 142V143H20ZM34 142H32L33 144H35ZM39 142H41L42 143V141H39ZM45 142V141H44ZM44 142H43V145L45 146V148L47 149V150H49V149H51L52 150V147H55V146H52L53 144H51V146H49V144H48V146L49 147H51V148H49L48 146H47V144H44ZM51 142V141H50ZM79 142V141H78ZM107 142H109L108 144H107ZM185 142H187V143H185ZM196 142V141H195ZM19 143L17 144V146H19L20 147V145H19ZM22 143V142H21ZM31 143V145L32 146H30V147H28L29 149L32 147V151H34V148H33V144ZM40 143V144H41ZM46 143H48V141L46 142ZM73 143H75V142H73ZM80 143V142H79ZM87 143V144H88ZM104 143V144H105ZM185 143V144H184ZM194 143V142H193ZM1 144H2V146H1ZM25 144H29V143H25ZM61 144V143H60ZM144 144V145H143ZM8 145H10V143L8 144ZM8 145H6V146H8ZM24 144H22L21 145V148H20V151L22 150V146H23ZM42 145V144H41ZM76 145H77V143H76ZM86 145V144H85ZM90 145V144H89ZM113 145V146H112ZM146 145V146H145ZM192 145H194L192 148H195V144H192ZM16 146V145H15ZM29 146V145H28ZM35 148H37L38 146L35 144ZM57 146V145H56ZM87 146V145H86ZM9 147H7V148H9ZM18 147V148H19ZM24 147V146H23ZM59 147V146H58ZM57 147V149H59ZM62 147V146H61ZM60 147V148H61ZM77 147H78V145H77ZM87 147H89V149H88V151H90L91 152V154L94 156L95 154H93L92 153V151L93 150H90V148H91V146H87ZM93 147H94V144L92 145V149H93ZM100 147H98L99 149L98 150H101V148ZM109 147V146H108ZM144 147H146V149L147 150H149L150 152L149 153H151V154H145V150H144ZM40 148V147H39ZM42 148V147H41ZM37 149L38 150V152L41 150V152L38 154V153H36V151H34L35 152V157H37L36 155H40V156H42V158H45L44 160H50V159H48L49 158V155L51 154V150H50V152L48 153V152H46L47 150L43 147L42 149ZM49 148V149H48ZM79 148V147H78ZM85 148V147H84ZM1 149V148H0ZM10 149V148H9ZM8 149V150H9ZM15 149H17V148H15ZM15 149H12V151H13V153H14V151H16L15 153H19L17 150H15ZM24 149L25 148H23V151H24ZM44 149H45V151H44ZM54 149V148H53ZM56 149V150H57ZM62 149H64V148H62ZM175 149V150H174ZM4 151H6L5 150V148L3 149ZM2 150V151H3ZM30 150V151H31ZM43 150V151H42ZM56 150L54 149L52 152H56ZM59 150H61V149H59ZM96 150V149H95ZM109 150V153H108V155H110L111 154V156H109L108 157V159L110 158H112V159H114V160H116L115 159V157H117V154H115V155H113V152H112V150L110 151ZM115 150H118L117 152L115 151ZM257 150H259V151H257ZM256 151H254L253 150V155L255 154V157H256V155L258 156L259 155V153L258 152H261L262 153V151H264V149H262L261 148V151H260V149L258 148ZM11 151V150H10ZM25 151H27V149L25 150ZM29 151V150H28ZM27 151V152H28ZM103 153H104V150L102 149L101 150ZM100 151V152H101ZM174 151H176V152H178V153H183V155L182 156H180V157H178L175 153H174ZM8 152V155H9V151H7ZM44 152L46 153L45 155H48V157L47 156H45V155H43L44 154ZM61 152V151H60ZM59 152V154H63L62 152L60 153ZM64 152V151H63ZM78 152V151H77ZM98 153H99V151H97ZM122 152V153H121ZM21 154L23 153V152H20ZM26 153V152H25ZM23 153L22 154V156H21V154H18L19 156H20V158H19V156L17 157L18 159H21V157L23 158V155H25L26 157H28V154L29 155H31L30 153L31 152H28V154L26 153ZM58 152H56V154H57ZM66 153V154H65ZM94 153H95V151H94ZM251 153V154H252ZM256 153H258V154H256ZM1 155H0V161H5V164H8V162H10V158L9 157H7L8 155H6V152H3V153H0ZM2 154L3 155H5V156H2ZM56 154H54V153H52V155L53 156H55ZM64 154L67 156V155H69L70 153L69 152H64ZM102 154V153H101ZM100 153L98 154V155H101ZM262 154H264V153H262ZM13 155V154H12ZM16 155V154H15ZM14 155V156H15ZM52 155H50L51 157H52ZM71 155V154H70ZM104 155H106V152L103 154V157H104V159H102L101 158V160H105L106 159V157L104 156ZM25 156H24V158H25ZM57 156H58V154H57ZM60 156H62V155H60ZM66 156H62L61 157V159H64V161H67V162H64V163H69V165H66V164H64V163H61V162H63V160H59L60 161V164L62 165V170H64V169H66L67 171H69V173L72 171H76L77 170V166H75V165H77V163L74 165L73 163H70L71 161H69V159H68V156L66 157ZM114 156V157H113ZM124 156L123 157H121V158H124ZM262 156H264V155H262ZM262 156H260V159H261V157ZM1 157H3V160L1 159ZM10 157H13V156H10ZM33 158H35L34 156H32ZM75 157V156H74ZM94 157H96V156H94ZM99 157H101V156H99ZM120 157L118 156V158L120 159ZM254 157V160L257 158H259V156L258 157H256L255 158ZM4 158H6L5 160H4ZM7 158H9V160L7 159ZM39 158V157H38ZM53 158V160L55 159V157H52ZM69 158L71 159H74L73 158V155H72V157H70L69 156ZM98 158V157H97ZM96 158V159H97ZM14 159H15V157H14ZM13 159V160H14ZM18 159H17V161H18ZM28 159H30V158H28ZM32 159V158H31ZM30 159V162H32V164H35V163H33L34 162V160L32 161ZM36 159V158H35ZM40 159H41V157H40ZM39 159V160H40ZM59 158H57L56 157V159L54 160V162H55V164H58L57 165V167H59L60 168V166L61 165H59V161L58 162H56L57 160H58ZM66 159H68V160H66ZM76 159V158H75ZM74 159V160H75ZM77 159H79V158H77ZM100 159V158H99ZM262 159H264V157H262ZM261 159V160H262ZM22 160V159H21ZM24 160V162H28V160L27 159H23ZM37 160V159H36ZM42 160V159H41ZM52 160V161H53ZM79 160H81V159H79ZM79 160H76V161H73V162H77V161H79ZM107 160V159H106ZM253 160V161H254ZM6 161H8V162H6ZM16 161V162H17ZM38 161V160H37ZM82 161H84V160H82ZM247 161H249V160H247ZM246 161V162H247ZM12 162V161H11ZM10 162V163H11ZM23 162V161H22ZM24 162H23V165H22V163H21V167H23L24 166ZM26 162V163H27ZM36 162V161H35ZM54 162H53V164H54ZM257 162H258V160H257ZM254 163V164H257V165H254V166H257V171L260 169V167H261V169H260V171H258V173L257 172H255V171H253L254 169H252L253 167H250L251 168V171H253V173H249V174H252V178L254 179V181H256V183H254V181H253V179H251V177L249 178V176H246V179H245V187H246V190H242L241 191V202L240 203H238V206H242V207H247L246 208V212L248 213V209H250L249 211H251V209L252 210H254L255 211V202H257V203H259L258 201L259 200H261V201H264V198H260V199H258L257 200V198H256V200H255V195L256 196H262V195H264V194H262V193H264V191H262V193H261V189H264V185H262V184H264V183H262V182H264V179H261L262 177H264V167H262V166H264V164H262V163H264V160H262V163H260V165L258 164L259 162H260V160H259V162L258 163ZM26 163H25V165H26ZM41 163H45V162H42L41 161ZM40 163V161H39V164L41 165V167L43 166V164H41ZM47 163H50V161H48ZM80 163V162H79ZM83 163V162H82ZM85 163V162H84ZM83 163V164H84ZM249 163V162H248ZM248 163H245V165H244V167L245 168H247L248 167ZM252 163V162H251ZM0 164H2L1 162H0ZM13 164L14 165H16V166H14L15 167V170L18 168V166H19V164H20V161H19V164H18V166H17V163L15 164V162H13ZM27 164H29V162L27 163ZM37 164V163H36ZM74 165L75 167H76V170H74L75 168H74V166H72V165ZM83 164H81V165H83ZM86 164V163H85ZM262 164V165H261ZM3 165H4V163H3ZM30 166H32L31 164H29ZM29 165H26V166H29ZM66 165V166H65ZM259 165V166H258ZM7 166V165H6ZM26 166H25V169H26ZM35 166V165H34ZM37 166H38V164H37ZM46 166V165H45ZM50 166H52V165H48L47 164V167L50 169V173L54 170V169H57V167L55 168V166L56 165H54V169L51 171V168H50ZM72 166V167H71ZM80 166V165H79ZM84 166V165H83ZM112 166H113V164H112ZM229 166H231V163L227 166L228 168H229ZM8 167H10L9 165H8ZM14 167L12 168V166H11V168L14 170ZM17 167V168H16ZM85 167V166H84ZM86 167H87V165H86ZM3 168V167H2ZM6 168V167H5ZM5 168H3L4 170H3V172H4V174L5 173H8L9 174V172H6V171H8V170H6L5 171ZM29 168V167H28ZM37 168V167H36ZM48 168H46V169H48ZM57 169V170H59V172L57 171H53L52 173L54 174V177H58V176H63V175H66V174H64L65 172L64 171H62L61 169ZM70 168V169H69ZM80 168H83V167H80ZM80 168H78V169H80ZM231 168V167H230ZM229 168V169H230ZM234 168V167H233ZM19 169H22V168H19ZM30 169H31V167H30ZM29 169V170H30ZM39 169V168H38ZM42 169H44V166H43V168ZM196 170V174L197 175H192V174H190V172H189V170ZM225 169V168H224ZM0 170H1V167H0ZM11 170V169H10ZM12 170V173H14V171ZM23 170H24V167H23ZM35 169H33V167H32V170H30V171H32L31 173H33V172H35L36 173V170L34 171ZM40 170V169H39ZM61 170V171H60ZM65 170V171H66ZM221 170H223V169H221ZM221 170H219L220 172H221ZM233 170V169H232ZM232 170H231V172H232ZM235 170H237V165H236V168H234V171ZM256 170V169H255ZM19 170L17 169L16 170V176H18V177H16L15 175V179L16 178H19L20 176H19V172H18ZM22 171V170H21ZM38 171V170H37ZM48 171V170H47ZM66 171V172H67ZM224 171V170H223ZM225 171H227V173H223V172H221V173H223V175L221 176V177H223L224 176V174H228V171L229 170H225ZM234 171H233V173H234ZM39 172V171H38ZM43 172V171H42ZM49 172V171H48ZM62 172V173H61ZM213 172V171H212ZM220 172H217L216 174L218 175V173H220ZM230 172V171H229ZM247 172H250V171H247ZM260 172V173H259ZM21 173H23V172H20V175H21ZM40 173V172H39ZM44 173V172H43ZM51 173V174H52ZM62 175H61V174ZM121 173V172H120ZM232 173V174H233ZM254 173H256L257 174V176L259 175V177H257L256 175H255V177H253V175H254ZM262 173V174H261ZM0 174H3V173H1V171H0ZM3 174V175H4ZM8 174L6 175V176H8ZM18 174V175H17ZM49 174V173H48ZM52 174V175H53ZM56 174H58V175H56ZM236 175H237V171H236V173H235ZM13 175V174H12ZM24 175V174H23ZM32 176H34L35 174H31ZM41 175V174H40ZM115 175V174H114ZM220 175V174H219ZM229 176L231 175V174H228ZM261 175V176H260ZM5 176V175H4ZM3 176V178H5L6 179V176L4 177ZM22 176V175H21ZM41 176H43V175H41ZM40 176V177H41ZM67 176V175H66ZM227 176V175H226ZM226 176H224V177H226ZM233 176H234V174H233ZM26 177V176H25ZM36 177H39V175H36ZM40 177H39V179H40ZM44 177V176H43ZM212 177V176H211ZM210 177V178H211ZM228 177V176H227ZM261 177V178H260ZM0 178H1V176H0ZM3 178H1L0 180H2ZM13 178L14 177H12L11 178V181L9 180V176H8V179H7V181H10V182H12V180H13ZM23 178V177H22ZM45 178V177H44ZM43 178V179H44ZM50 178H51V176H50ZM59 178V177H58ZM210 178H208V179H210ZM220 176H217V178H216V176H214V179L216 180L215 181V183H214V186H216V182H218L219 180H221V181H219L220 182V187H221V189L220 188H218L219 186H216V189H220L219 190V192L220 191H222V188L223 187H225L224 185H227V184H225L226 182H230V181H228L227 180V178L225 179V180H227L225 183H223L222 182V178H220ZM229 179L231 178V177H228ZM244 178V177H243ZM23 179H25V178H23ZM27 179V178H26ZM28 179L30 180V178L28 177ZM33 179V178H32ZM31 179V180H32ZM37 179V178H36ZM41 179H42V177H41ZM46 179H49V178H45L44 179V181L46 180ZM212 179V178H211ZM210 179V180H211ZM218 179V180H217ZM232 183H229L230 185L231 184H235L234 182V178L232 177ZM261 179V180H260ZM4 180V179H3ZM1 181V182H3V185H5L6 183H5V181ZM20 180L22 181V183L21 182H19V184L21 183L22 185H23V181L24 180H22L21 178H20ZM38 180V179H37ZM37 180L34 182V183H37V185H39L38 184V182H37ZM210 180H209V182H210ZM224 180V179H223ZM17 181H19V180H17ZM40 181H42V180H40ZM234 181V182H233ZM258 181V182H257ZM260 181H261V184H260ZM14 182H16V181H14ZM13 182V183H14ZM32 182V183H33ZM43 182V181H42ZM46 182V181H45ZM48 182V181H47ZM69 182V181H68ZM101 181H99V183H100ZM208 182V183H209ZM219 182H218V184H219ZM254 183V185H253V183ZM5 183V184H4ZM8 183V182H7ZM25 183L27 184V181H25ZM31 183V182H30ZM34 183L33 184H31V185H34ZM49 183V182H48ZM48 183H46V184H48ZM211 184H212V182H210ZM250 183H251V185L252 186H254V187H257V184H259V186L257 187V189H255L256 191H259L261 194H259V193H254L255 191H253V190H251V189H249L248 187L249 186H251L250 185ZM2 184V183H1ZM0 184V185H1ZM14 184H16V183H14ZM18 184V183H17ZM44 184V183H43ZM42 184V185H43ZM101 184V183H100ZM99 184V185H100ZM106 184V183H105ZM119 184V183H118ZM9 185V184H8ZM21 185V186H22ZM36 185V184H35ZM41 185V184H40ZM209 185V184H208ZM223 185V186H222ZM19 186V185H18ZM17 186V187H18ZM121 186V185H120ZM261 186V187H260ZM16 187V186H15ZM211 187V186H210ZM232 187V185L229 187L228 186V188L229 189H227V190H229L228 192H230L232 189H234V186H233V188L230 190V188ZM21 188H24V186L23 187H21ZM21 188L19 187V189L21 190ZM17 189V188H16ZM25 189V188H24ZM113 189V188H112ZM208 189V191H209V193L207 194V192H206V190ZM224 189V188H223ZM260 189V190H259ZM225 190V189H224ZM224 190H223V192H222V194H223V196H221L222 194H220L219 192V196H221V197H223L224 198V200L223 201H229V200H231V202L229 201L228 203H230V204H232L233 202H232V200H233V195L232 194H230V199H227V200H225V198H226V194L228 193H226V190H225V195H224ZM213 191H216V192H213ZM217 191L218 190H212V192L210 193V194H213V195H215V197H214V199H216L217 201H216V203H214V200H212L213 201V204H216V206H217V204H218V206L217 207H213L214 209V213H215V211H218V213L220 212V211H222V209L220 210V205H219V203L221 202H219L218 201V199H217ZM252 191H253V193L255 194L254 195V197L252 196ZM60 192V191H59ZM234 192V191H233ZM13 193V192H12ZM215 193V194H214ZM229 194H228V196H229ZM259 194V195H258ZM106 195V194H105ZM111 194H108V197L110 196ZM212 195V196H213ZM107 196V195H106ZM117 196V195H116ZM205 196H208L207 198L205 197ZM211 196V198L213 199V197ZM101 197V196H100ZM220 197V198H221ZM262 197H264V196H262ZM96 198V197H95ZM104 198V197H103ZM110 198V199H109ZM109 198H106V199H109L108 201L110 202V200L112 199L111 197H109ZM211 198H209V199H211ZM219 198V197H218ZM99 199V198H98ZM101 199V198H100ZM173 199V200H175V202H178V203H175L176 205L177 204H179V205H177L178 206V208H175L176 206H174L175 204H174V201H172V204H171V200ZM222 199V198H221ZM234 199H235V197H234ZM89 200V199H88ZM91 200H92V197H91ZM105 200V199H104ZM197 200H199L200 201V204H201V207H200V214L199 213H197V212H195L193 209H192V204L194 203V202H196ZM203 200L205 201L203 204H202V202H203ZM220 200V199H219ZM48 201V200H47ZM98 201V200H97ZM106 201L107 200H105V205H107V203H106ZM222 201V202H223ZM260 201V202H261ZM85 202V201H84ZM88 202V201H87ZM87 202L84 204L83 203V206L85 205V208L87 207V209H88V207H89V205L87 204ZM95 203H96V199H95V201H94ZM108 202V203H109ZM209 202V201H208ZM211 202V201H210ZM209 202V203H210ZM217 202H219V203H217ZM88 203H90V201L88 202ZM93 203V202H92ZM101 203V202H100ZM103 203V202H102ZM170 203V204H169ZM256 203V204H257ZM96 204H98V203H96ZM104 204V203H103ZM109 204H111V203H109ZM211 204V203H210ZM210 204H208V207H206V208H212V207H209V205ZM212 204V206H215V205H213ZM221 204V203H220ZM87 205V206H86ZM102 205V204H101ZM168 205H172L173 206V208L174 209H176V212L174 211V209L173 210H171L172 208H170V206H168ZM227 205H229V204H227ZM258 205V204H257ZM262 205V202H261V204H260V206ZM78 206V205H77ZM76 205L74 206L75 208L77 207ZM94 206H95V204H94ZM99 207H100V204L98 205ZM98 206H97V209H98ZM110 206V205H109ZM108 206V207H109ZM223 206V205H222ZM221 206V208H223L224 209V206L222 207ZM231 206H233V205H230V208H231ZM259 205H258V207H260ZM262 206H264V205H262ZM92 207V206H91ZM102 207H103V205H102ZM107 207V208H108ZM80 208V207H79ZM94 208V209H93ZM92 209H93V211L91 212V213H93V212H95L96 211V208L95 207H93ZM105 206H104V209L102 208V210H101V212L102 211H106L107 212V210H105ZM111 208V207H110ZM109 208V209H110ZM215 208H217V209H215ZM219 208V209H218ZM240 208V207H239ZM54 209V208H53ZM57 209V208H56ZM82 208H80V209H78V210H80V212H79V214H80V216H82V213L84 212L83 210H85L84 208L81 210ZM178 209V210H177ZM228 209V208H227ZM73 210V209H72ZM77 210V211H78ZM100 210V209H99ZM225 210V209H224ZM261 212L260 213H258L259 215H260V217L262 216L261 215V213H264V212H262V211H264V208H262L261 209V207H260V209H259ZM81 211H83V212H81ZM227 210H225V212H226ZM229 211V210H228ZM257 211V210H256ZM255 211V214H256V216L258 215L257 214V212ZM89 212H90V210H89ZM99 212V211H98ZM108 212H110V211H108ZM231 212H233V210H232V208L230 209V212L228 213V212H226V213H228L229 214V216L232 214ZM246 212H244V214L246 213ZM69 213V212H68ZM76 213H78V212H76ZM85 214H88V212H84ZM84 213H83V216H86V221L88 220V217H90L91 218V215L90 216H88V215H84ZM224 213V212H223ZM231 213V214H230ZM246 213V214H247ZM251 213H253V212H251ZM48 214V213H47ZM53 214V213H52ZM79 214H77V215H79ZM96 214V213H95ZM100 214V213H99ZM103 214V213H102ZM105 214V213H104ZM106 214H109V213H106ZM207 214V215H206ZM220 214H221V212H220ZM228 214H226V216L228 215ZM254 214V215H255ZM50 215V214H49ZM94 215V214H93ZM101 215V214H100ZM99 215V216H100ZM206 215V216H205ZM217 215H219V214H217ZM259 215L257 216V217H259ZM45 216V215H44ZM104 216V215H103ZM102 216V217H103ZM211 216H213L212 217V219L213 218H216L215 216H216V213H215V216H214V214L213 213H211L210 214V217ZM220 216V215H219ZM219 216H217V218L219 217ZM221 216H222V214H221ZM220 216V217H221ZM225 216V217H226ZM245 216V215H244ZM247 217H248V214L246 215ZM255 216V217H256ZM45 217H47V216H45ZM93 217V216H92ZM101 217V218H102ZM106 217V216H105ZM109 217H110V215H109ZM186 217V218H185ZM188 217V218H187ZM223 217V216H222ZM54 218V217H53ZM73 218V217H72ZM75 218V217H74ZM80 218H82V221H84L83 219H84V217H76V219L78 220V219H80ZM108 218V217H107ZM230 218V217H229ZM228 218V219H229ZM245 218V217H244ZM262 218H264V217H261V220H264V219H262ZM34 219V218H33ZM36 219V218H35ZM95 219V218H94ZM93 219V220H94ZM100 219V218H99ZM103 219V218H102ZM109 219H111V217L109 218ZM204 219V220H203ZM211 218H210V220H209V223H210V221L213 223V220H215V219H213L212 220ZM220 219V221H221V218H219ZM228 219H227V221H228ZM251 219V223H253L252 225H253V227L251 226V225H249L250 223H247V225H246V223H245V226H244V221L246 222V220H244L243 219V228H244V232H245V230H246V228H247V226L249 225V226H251L252 228V230H254V229H256L257 228V226H255L254 225V222L252 221V220H254L253 219V216H252V214H251V216H250V212H249V218H248V220H250ZM52 220V219H51ZM77 220H76V222H77ZM90 220V219H89ZM96 220H97V215H96ZM95 220V221H96ZM222 220H223V218H222ZM43 221V220H42ZM44 221H45V219H44ZM75 221V220H74ZM78 221H81V219L80 220H78ZM82 221L81 222H79V224H81V226H82ZM92 221V220H91ZM94 221V222H95ZM102 221V220H101ZM104 221V220H103ZM107 221H108V219H107ZM110 221H112V220H110ZM218 221V220H217ZM220 221H218V222H220ZM46 222V221H45ZM94 222H91L93 225H94ZM98 222V221H97ZM104 222H106V221H104ZM216 222V221H215ZM230 222V221H229ZM228 222V223H229ZM256 222V221H255ZM262 222H264V221H262ZM35 223H37V221L35 222ZM49 223H50V219H49ZM72 223V222H71ZM78 223V222H77ZM87 223H90V221L89 222H87ZM87 223H85V225L87 224ZM99 223V222H98ZM205 223V222H204ZM206 223H208V222H206ZM217 223V222H216ZM234 223V222H233ZM73 224H74V222H73ZM72 224V225H73ZM105 224H107V223H105ZM211 224V223H210ZM214 224V223H213ZM218 225H215L214 227H216V226H219V223H217ZM52 225V224H51ZM75 225H77V224H74V226ZM84 225V227H86V226H88V225H86L85 226ZM93 225H91V226H93ZM95 225H96V222H95ZM100 225V223L98 224V226ZM101 225L103 226L104 224H102V222H101ZM100 225V226H101ZM108 226H110L111 225V228L109 229V228H107L106 227V229H109V230H111L112 229V224L110 223V224H107ZM106 225V226H107ZM183 225H185V223L183 224ZM202 225H204L203 226V228L205 227V224H202ZM233 225V224H232ZM258 225H259V223H258ZM78 226H80V225H77V228L80 230V227H78ZM101 226V227H102ZM105 226V225H104ZM209 225L208 224H206V228L208 227ZM213 226V225H212ZM37 227V226H36ZM84 227H82L81 228V230H83V232L85 231V232H87L86 231V229H87V227H86V229L84 228ZM89 227V226H88ZM213 227V228H214ZM90 229H91V227H89ZM105 228V227H104ZM206 228H205V230H206ZM209 228H211V227H209ZM216 228H218V227H216ZM231 228H232V226H231ZM249 228V227H248ZM248 228H247V236L246 237H249L250 238V236L248 235V233H250V235H251V237L255 234L254 232H256V230L258 229H256V230H254V232L252 231V230H250V228H249V230H248ZM93 229H96V226H95V228H93ZM101 229V228H100ZM208 229V228H207ZM234 229V228H233ZM232 229V230H233ZM53 231H54V229H52ZM76 230V229H75ZM80 230V231H81ZM109 230H107L108 232H109ZM120 230V229H119ZM210 229H208V231H209ZM216 230V229H215ZM227 230V229H226ZM259 230V229H258ZM257 230V232L256 233H258L259 231ZM262 230V229H261ZM80 231L78 232L77 231V233H79L78 235L80 236ZM91 231V230H90ZM89 231V232H90ZM93 231V230H92ZM97 232H98V230H96ZM103 231H106V230H103ZM170 231H172V232H170ZM250 231V232H249ZM82 232V233H83ZM218 232V231H217ZM253 234H252V233ZM81 233V235H83ZM88 233V232H87ZM87 233H85L86 235H88ZM94 233H96V232H94ZM102 231H101V233H99L101 236H102ZM105 233V232H104ZM112 233H114V230L112 231ZM179 233V232H178ZM198 233H200L199 231H198ZM227 233V232H226ZM76 234V233H75ZM84 234V235H85ZM108 234V233H107ZM107 234H105V236H107ZM177 234V233H176ZM175 234V235H176ZM205 234H207V232L205 233ZM228 234V233H227ZM259 234V233H258ZM258 234H256V235H254L253 237L254 238H250V240L251 239H255L256 240V236H257V240H259V238L261 239V237L260 236H258ZM262 234H264V232H262L261 233V235ZM90 235H91V232L89 233V237H90ZM118 234H116V236L115 237H118V239L117 238H113V240L115 241V240H117L118 242H115V243H117V245L116 246H114V248L116 247V251H119V249L117 250V247L121 244V242H120V244L118 245V243H119V236H117ZM172 235V234H171ZM245 235H246V233H245ZM260 235V234H259ZM92 237H94V235H93V233H92V235H91ZM99 235H97L96 234V237H95V239H99L100 238V240L102 239L101 238V236H99ZM104 236V238H105V240H106V237ZM210 236V235H209ZM81 237V236H80ZM84 238L86 237V240L84 239V240H82V241H88L89 240V238H88V240H87V236H83ZM92 237H90V238H92ZM110 237L111 238H109V240L110 239H112V236H111V233H110ZM166 237H168L167 235H166ZM165 237V238H166ZM181 237V236H180ZM187 237V236H186ZM198 237H200V236H198ZM70 238V237H69ZM71 238H74V236H71ZM70 238V240L72 241L73 239H71ZM163 238V237H162ZM165 238L164 239H162V241L163 242H165V244H166V241H165ZM179 238V237H178ZM216 238V237H215ZM220 238V237H219ZM262 238H264V235H262ZM19 239V238H18ZM18 239H15V240H18ZM80 240H81V238H79ZM170 239H172V237L170 238ZM199 239V238H198ZM197 239V240H198ZM30 240V239H29ZM74 240H75V238H74ZM76 240H77V238H76ZM91 240V239H90ZM90 240H89V242L88 243H86V242H84V243H86V245H88L89 246V244L91 243L90 242ZM97 240L96 241H94V242H96L95 243V245H94V248L93 247H91V245L92 244H94L93 243V241H92V244L90 245V247H88L87 246V251H91L92 250V252H93V250L95 251V250H98L97 249V247L98 246H100V243L101 242H103L102 240H101V242H100V240L98 241L99 242V244H98V242H97ZM173 240V239H172ZM172 240H171V242H172ZM187 240V239H186ZM210 240V239H209ZM222 240H224V239H222ZM246 240H248L247 238H246ZM262 240H264V239H262ZM21 240H19L18 242H20ZM112 241V240H111ZM110 241V242H111ZM144 241V242H143ZM161 241V242H162ZM199 241V240H198ZM208 241V240H207ZM213 240H211V242H212ZM228 241V240H227ZM231 241V240H230ZM78 242V241H77ZM76 242V243H77ZM105 242H106V244H107V240L106 241H104V245H103V247L106 245L105 244ZM160 242V243H161ZM170 242V243H171ZM175 242V241H174ZM183 242V241H182ZM234 242H236V240L234 241ZM259 242H260V240H259ZM43 243V242H42ZM41 243V244H42ZM69 243V242H68ZM109 243V242H108ZM143 243H146V245L147 244H149V246L147 247L146 246V248H145V246L143 245ZM159 243V244H160ZM167 243H168V241H167ZM184 243V242H183ZM187 243H189V242H187ZM242 243H243V241H242ZM248 243V245H247V249L249 250V252H247V253H253V252H255L256 250H254L253 249V247L255 246V245H253L252 246V244L251 243H254V244H256L257 242L256 241H252L251 240V242L249 243V242H246V244ZM44 244V243H43ZM70 244V243H69ZM81 244H82V242H81ZM98 244V245H97ZM101 244H103V243H101ZM158 244V245H159ZM173 244V243H172ZM181 244V243H180ZM234 244H236V243H234ZM250 244V245H249ZM261 244V243H260ZM259 243L256 245V246H258V248H261V245H260ZM74 245V244H73ZM77 245H78V243H77ZM77 245H75L76 246V248H77ZM168 246L167 247H169V244H167ZM208 245H212V244H208ZM233 245V244H232ZM259 245H260V247H259ZM41 246V245H40ZM46 246H48V245H46ZM74 246V247H75ZM83 246H85V244L83 245ZM97 246V247H96ZM107 246V245H106ZM160 246V245H159ZM159 246H157V247H159ZM248 246L250 247V246H252V247H250V249L248 248ZM35 247H37V245L35 246ZM35 247L33 246V248L35 249ZM70 247V246H69ZM79 247H80V244H79ZM81 247H82V245H81ZM95 247H96V249H95ZM102 247V246H101ZM110 247L112 248V246H111V244H110ZM151 247V248H150ZM177 247V246H176ZM175 247V248H176ZM240 247H241V245H240ZM75 248V250H77ZM85 248V247H84ZM89 248L91 249V250H89ZM93 248V249H92ZM105 248V247H104ZM104 248H102V249H104ZM107 248V247H106ZM110 248V249H111ZM148 248H150V250H151V252L150 253H148V252H146L147 250H148ZM153 248V249H154ZM160 249H161V247H159ZM254 248H257V247H254ZM31 249V248H30ZM73 249V248H72ZM79 249V248H78ZM82 249V248H81ZM99 249H100V247H99ZM101 249V250H102ZM121 249V248H120ZM145 249H146V251H145ZM160 249H158L159 251H160V253H162L161 252V250ZM167 249V248H166ZM169 249V248H168ZM177 249V248H176ZM245 249V248H244ZM243 249V250H244ZM251 249H253V251H251ZM262 249H264V247H262ZM85 250V249H84ZM84 250H83V252H84ZM101 250H99V252L101 251ZM149 250V251H150ZM175 250V249H174ZM248 250H246V251H248ZM34 251V250H33ZM73 251V250H72ZM81 252L82 250H77V253L78 252ZM86 251V252H87ZM103 251V250H102ZM102 251H101V253H102ZM111 251V250H110ZM109 250H108V252H110ZM184 251H186V250H184ZM10 252V251H9ZM27 252V251H26ZM25 252V253H26ZM85 252V255H84V257L86 256V254L88 253H86ZM90 253V254H92L93 255V253ZM97 252L98 251H95V253H94V255L95 254H97ZM107 252V253H108ZM158 251H156V253H157ZM24 253V254H25ZM28 253H30V251L28 252ZM106 253V252H105ZM105 253H103L104 255H105ZM121 253V254H120ZM124 253H126V255L124 254ZM231 253V252H230ZM257 253V252H256ZM255 253V254H256ZM23 254V253H22ZM24 254H23V259H24ZM37 254V253H36ZM89 254V253H88ZM98 254H100V253H98ZM108 254H110V253H108ZM107 254V258L109 257V255ZM115 253H113V255H114ZM124 254V255H123ZM154 254V255H153ZM66 255V254H65ZM76 254H74V256H75ZM81 255V256H80ZM93 255V256H94ZM121 255H123L124 257H126V258H124L123 256H121ZM160 255V254H159ZM163 255V254H162ZM220 255V254H219ZM26 256H27V254H26ZM29 256V255H28ZM33 256V255H32ZM78 258H79V260L81 261V258L83 259L84 257L82 256V253L81 254H79L78 253ZM98 255H96V257H97ZM100 256H102V254H100ZM100 256H98L99 258H100ZM161 256V255H160ZM207 256V255H206ZM236 255H234V257H235ZM246 256V255H245ZM262 256H264V255H262ZM34 257V256H33ZM81 257V258H80ZM91 258H92V256H90ZM90 257H85V259H83L82 261H81V263L82 264H90V263H92L93 264V261H96V259L94 258V260L93 259H90ZM105 257H106V255H105ZM110 257H111V255H110ZM110 257H109V259H108V261L110 260ZM114 257V256H113ZM119 257L121 258V260L119 259ZM184 257V256H183ZM219 257V256H218ZM253 257H254V255H253ZM253 257H252V255L250 256L249 255V258H252L251 259V264L254 262V260L256 261V259H257V257H255L256 259H254L253 260ZM259 257V256H258ZM27 258V257H26ZM25 258V259H26ZM77 258V259H78ZM86 258H87V260H86ZM89 258V259H88ZM98 258V259H99ZM104 258V257H103ZM107 258H106V260H105V258H104V260H102V261H104L102 264H107L108 263V261H107ZM156 258H158V256L156 257ZM210 258V257H209ZM214 258V257H213ZM236 258V257H235ZM246 258V257H245ZM9 259V258H8ZM11 259H13V258H11ZM37 259V258H36ZM67 258H65V261L67 262V260H66ZM73 259V258H72ZM98 259H97V261H98ZM113 259V258H112ZM111 259V260H112ZM207 259V258H206ZM218 259V258H217ZM240 259V258H239ZM259 259V258H258ZM16 260V259H15ZM32 260V259H31ZM40 260V259H39ZM64 260V259H63ZM75 260V259H74ZM78 260V262L80 263V261ZM85 260V261H84ZM90 260L92 261V262H90ZM155 261H156V259H154ZM241 260V259H240ZM252 260H253V262H252ZM261 260H262V257H261ZM260 260V262H262ZM4 261V260H3ZM10 262H11V260H9ZM101 261V260H100ZM100 261H98V263L96 262L95 264H101V263H99ZM105 261H107V263L105 262ZM172 261V260H171ZM181 261V260H180ZM237 261V260H236ZM235 261V262H236ZM258 261V260H257ZM4 262H6V261H4ZM12 262H14L13 260H12ZM18 262V261H17ZM24 262V261H23ZM22 261H21V264L23 263ZM26 262H28V258L26 259ZM70 262V261H69ZM76 262V261H75ZM84 262V263H83ZM90 262V263H89ZM111 262H113V261H111ZM157 262V261H156ZM159 262H160V260H159ZM240 261H238V263H239ZM250 262V261H249ZM259 262V261H258ZM9 263V262H8ZM37 263V262H36ZM80 263V264H81ZM237 263V262H236ZM235 263V264H236ZM19 264V263H18ZM70 264V263H69ZM120 264V263H119ZM163 264V263H162ZM253 264H255V262L253 263ZM257 264V263H256Z\"/></svg>",
	"mask_w": 264,
	"mask_h": 264
},
{
	"label": "rangeland",
	"instance_id": "374dc122",
	"mask_svg": "<svg viewBox=\"0 0 264 264\" xmlns=\"http://www.w3.org/2000/svg\"><path fill=\"white\" fill-rule=\"evenodd\" d=\"M2 0H0V2H1ZM6 4V6H10L11 4L12 5H15L16 3H18V1H14L15 2V4H14V2H13V0H10V2H8L7 0L5 1V0H3ZM20 1H22L21 3L23 4V3H25L23 0H20ZM26 1H29V0H26ZM31 1H33V2H31ZM45 1L46 0H43L42 2H41V0L39 1V2H37V0H30L29 1V4H28V2H27V4L25 5L26 7H28V5H31L32 4V8H36L37 9V7H38V9L36 10V9H33L34 11H36L37 12V14L40 12V14H41V12H43L44 11V9H41V8H43L42 7V5H44L46 8H47V10H45L43 13H44V16H43V13H42V16H43V19H44V23L46 22V24H44L41 20H40V17H42V16H40V14H38V16L36 15V18H35V16H34V14H36V12H34V11H32V13L34 12V14L33 15H31V16H28L27 15V11H26V14H24L26 17H27V20L29 21L30 20V17H33V19H31V20H33L34 21V18L36 19V21L35 22H33V23H36L37 21H38V23H36L37 24V26H36V24H35V27H38V24H39V26L41 27H38L37 29H42V30H45L43 33L47 36L46 38H44L45 36H44V34H41V32L40 31H38L36 28V30H34L33 31V29H25V30H31L32 32V35L34 36H32L33 37V39L34 38H36V40L37 41H42V42H46V47H45V49H50V52H52L51 54L52 55H57L58 54V57H62V58H64L65 59V61L66 62H69L70 63V65L72 64V63H74L73 64V66H76L78 63H79V61H74V62H70V61H72V57H71V55L69 56V54H72V52H70L71 51V49H72V51L74 50H76V52H77V50H78V54H82V56H83V59H84V56H85V61H88L89 60V65H91V63L93 62L94 63V66L96 65H98L99 64V67H100V69L101 68H103V67H105L103 70H101V72H103L106 68L107 69H109L110 67H112L113 65H114V63H112L113 62V56L116 54V52H117V46H115V45H117V44H119V43H121V42H123L122 44H121V48L122 49H128L127 47H124V46H126V40H127V38H128V35L130 34V32H132V33H134L133 31V28H134V25H135V18H138V16L141 14L140 13V6H141V4L145 1V0H134L135 2L134 3H131L133 0H131L129 3H130V5L131 6H129L128 5V1L126 2H124L123 0H119V1H117V0H98L97 2H95V1H93V0H80V2H82L81 3V6H79V0H78V2L76 1H74V0H69V3H68V0H65L64 1V4L65 5H60V4H58L59 5V7L60 6H62V8H61V10L60 11H63V8L66 10L67 9V11H63V13H64V15L60 12V11H58V12H56V13H58V14H56L55 12H53L54 11V9L51 7V6H53V7H55V1L56 0H52V2H50V4L52 3H54L53 5H51L50 7H51V10H52V12H53V17L54 18H52V17H48L49 15L48 14H46L45 15V13H47L48 11H49V8L47 7V2H48V0H47V2L45 3ZM51 1V0H50ZM58 1V2H57ZM56 2L57 3H60V2H63L62 0L60 1V0H57ZM70 1H72V4H74V6L76 5L75 3H78L75 7L77 8V6L79 7L78 8V10L76 9V8H73V6H72V11H73V13L75 14V16H77V18L74 16L73 17V13H72V15H71V10H68V9H71V8H69L71 5H70ZM73 1H74V3H73ZM88 1V2H87ZM93 2V4H92V2ZM30 2H31V4H30ZM34 2H37V3H35L34 5H37V7L36 6H34L33 7V3ZM155 2L157 3L158 2V4H156L155 5ZM164 2V3H163ZM230 2V1H229ZM232 2H233V0H232ZM1 3H3V2H1ZM0 3V6L2 5V10L4 9L5 11H7L8 12V10L10 11L11 9H8V8H14L13 9V12L15 13V9H17L16 10V13L15 14H13L12 12H10V14L12 13L13 14V16L14 15H16L15 17H17V19L15 18V20H13V21H15V22H17V24H19L20 26H21V23H22V21L24 20L25 21V19L24 18H26V17H24V16H19L20 17V19L23 17V19H21V21H20V19H18L19 17H18V15H23V14H20V12H19V10H22V8H23V5L22 6H20L21 5V3L20 4H18L19 5V7H20V9H19V7L18 8H16V6H17V4H16V6H11V7H3L4 5V3L3 4H1ZM8 3H11V4H9V5H7ZM41 5H40V4ZM49 3V2H48ZM57 3H56V5H57ZM86 3V4H85ZM89 3H90V5H89ZM95 3V4H94ZM96 3H98V4H96ZM106 3V4H105ZM127 3V4H126ZM152 3H153V5H152ZM227 3H228V0H226V6H227ZM231 3V2H230ZM230 3H228V5L230 4ZM50 4H48V5H50ZM118 4V5H117ZM123 4H124V6H123ZM163 4H166V0H162L161 2L158 0V1H156V0H150V2H149V4L147 5L146 3H143L142 5L143 6H148V7H146L147 9L149 8V7H153L154 8V10H153V12H152V16L150 15V13L148 14L149 15V17H148V15H147V13L148 12H150V11H148L147 13H146V15H144V18L145 17H147L148 19H151L150 17H152V21L153 22H151V23H153V24H155L156 26H158V28H159V25H160V23L158 22L159 20H160V16H162L161 15V8L160 7H163ZM234 4V3H233ZM233 4L232 5H230V7L229 6H227V10H224V14H225V11H226V14L224 15H222L223 17H224V19L222 20V17L221 16H219V17H221V19L219 20L220 21V23L218 22V21H216L215 19L216 18H218V14H219V11H218V14H217V17L216 16H214V22H217L216 24H218L220 27H221V25L223 26V25H225V26H228V21H227V19L229 20V22L231 21L230 19H232V18H236L238 15H240V12H239V14H237V16H236V14L234 15L233 13H236V11L234 12V10L233 9H231L232 11H233V15H231V13H229L231 10H230V8H234V6H233ZM87 5V6H86ZM126 5V6H125ZM152 5V6H151ZM171 5H173V7H174V4H171ZM171 5H170V7L169 8H167L168 10L170 9L171 10V8H173V7H171ZM25 6H24V8H25ZM101 6V7H100ZM109 6V7H108ZM131 7V8H129V7ZM22 7V8H21ZM44 7V8H45ZM57 7V6H56ZM55 7V8H56ZM82 7V8H81ZM95 7H98V9L97 8H95ZM179 7H180V5H175V7H174V10L172 9L171 11H174L173 13H175L176 11H178L179 13H182V12H180V10L181 11H183L184 12V10L183 9H180L179 10ZM236 7V6H235ZM29 8V7H28ZM28 8H26V9H28ZM32 8H29V9H32ZM45 8V9H46ZM58 8V7H57ZM56 8V9H57ZM100 8H102V10L100 9ZM105 8H108V10L106 9V12H104V9ZM119 8V9H118ZM121 8V9H120ZM0 9V10H1ZM8 9V10H7ZM28 9V10H29ZM55 9V11H57ZM82 11H81V10ZM84 9V10H83ZM97 9V10H96ZM101 10V13L103 12V13H108V12H110V13H108V14H106V16L107 17H105L106 18V20L103 18L104 17V15L102 16V14L101 13H97L98 11H100ZM112 9H114L113 11H115V10H117V11H115L114 13H113V11H111ZM123 9H125L124 10V12H121ZM151 9V8H150ZM225 9V8H224ZM229 9V10H228ZM235 9V8H234ZM247 8H244V10H246ZM2 10H1V15L4 17L5 16V18H7L6 17V15H5V13L3 12L2 13ZM43 10V11H42ZM51 10H50V12H51ZM77 12H76V11ZM110 10V11H109ZM128 12H127V11ZM139 10V11H138ZM146 10V9H145ZM157 10V11H156ZM176 10V11H175ZM236 10V9H235ZM237 10H238V8H237ZM244 10H243V12H244ZM252 11L254 10V9H251ZM257 10L258 9H255L253 12H250L249 13V16L247 15V14H245V13H248V11H249V8H248V10H247V12L245 11V13H244V15L246 16L247 15V19L248 18H250L252 15H254L256 12H257ZM12 11V10H11ZM17 11H18V14H17ZM24 11V10H23ZM30 11V12H31ZM47 11V12H46ZM78 11H81V12H78ZM84 11V13L85 12H87L89 15H90V17H86L87 19H90V20H96V18H97V20H98V14H100L99 15V17H100V19H102V21L100 22V23H96L95 24V26H92L93 25V23H94V21H90V23H87V24H89L88 25V28H87V24L85 23V24H81V25H79L78 23V25L75 23V22H72V20H74V21H76V22H78V21H80V22H82V20H83V22H85L84 21V18H85V15L84 14H81L82 12ZM89 11V12H88ZM108 11V12H107ZM118 11H120L119 13H118ZM137 11V12H136ZM186 11V10H185ZM190 10H187L186 12H184V13H186L187 14V17L185 16V20L187 21V20H190V18L193 16L192 15V13L190 12V14L188 13ZM241 11V10H240ZM22 12V11H21ZM28 13L29 15L31 14V13ZM49 12V13H50ZM66 12H70V15L72 16V20L70 19V16H66L65 18H63L67 13ZM92 12V13H91ZM113 14H112V13ZM170 12V11H169ZM220 12H221V14L223 13L222 12V10H220ZM22 13H24V12H22ZM55 13V14H54ZM79 13V14H78ZM171 13V12H170ZM183 13V14H184ZM207 12H205L204 13V17L206 18V20H207V22L209 23V21H212V18H213V14H212V16L210 15V17H211V20H209V14L210 13H208V15L206 14ZM238 13V12H237ZM7 14H9V13H7ZM9 14V15H10ZM50 14H52V13H50ZM60 14V15H59ZM80 14H81V16H80ZM88 14L86 15V16H88ZM111 14V15H110ZM128 14H131L132 16H133V20H134V22H131L132 21V19L131 20H127V15ZM156 14V15H155ZM176 14H178L177 12H176ZM176 14H174V16L176 15ZM220 14V15H221ZM243 13H241V15H242ZM48 15V16H47ZM57 15V16H56ZM60 17H59V16ZM63 17H62V16ZM69 15V14H68ZM109 15V16H108ZM113 15V16H112ZM141 15H143V14H141ZM182 15V14H181ZM188 15H190V18L188 17ZM216 15V14H215ZM12 16V15H11ZM46 16H47V18H49V20H46L45 21V19H46ZM51 16V15H50ZM78 16H80L81 17V19H80V17L78 18ZM95 16H97L96 18H95ZM101 16H102V18H101ZM115 16V17H114ZM169 16V15H168ZM171 16H173V15H170L169 17H171ZM208 16V17H207ZM231 16H233L232 18H231ZM243 16V15H242ZM245 16H243V17H245ZM37 17H39V19L37 20ZM45 17V18H44ZM56 17H59V19L58 18H56ZM61 17H62V19H61ZM82 17H84V18H82ZM141 17V16H140ZM154 17V18H153ZM160 17V18H159ZM179 18L181 17L180 15L178 16ZM240 16H238L237 18H239ZM1 18V17H0ZM10 18L11 17H8V19L10 20ZM67 18V19H66ZM70 20H69V19ZM74 18H76V19H74ZM85 18V19H86ZM142 18H143V16H142ZM156 18H159V19H156ZM183 19V22L186 24V21L184 20V17H182ZM186 18H188V19H186ZM241 18V17H240ZM2 19V18H1ZM13 19H14V17H13ZM50 19L52 20V19H55V20H52V21H50ZM61 19V20H60ZM64 19H66V20H64ZM77 19H79V20H77ZM86 19V20H87ZM109 21H108V20ZM146 19V18H145ZM192 19H194L195 20V18L194 17H192ZM191 19V23H193L194 24V20H192ZM219 19V18H218ZM217 19V20H218ZM244 19H246V17L244 18ZM27 20H26V22H27ZM40 20V21H39ZM61 23V21L62 20H64V21H62V25H60V23H58L59 25H57L56 23L58 22V21ZM105 20V21H104ZM144 20V19H143ZM5 21H6V19H5ZM8 21V20H7ZM19 21H20V23H19ZM23 21V22H24ZM48 21L51 23V22H53L54 24H50V23H48ZM55 21V22H54ZM65 21H66V23H65ZM67 21H69V24L70 25H72V26H70L69 24H68V22ZM89 21V20H88ZM111 21H112V23H111ZM117 21V23H114V22H116ZM174 21V20H173ZM226 21V22H225ZM237 21H241V20H237ZM1 22V21H0ZM15 22H12V23H14V25L16 26V24H15ZM63 22H64V24H65V26H70V27H63ZM79 22V23H80ZM122 24H121V23ZM149 22H150V20H149ZM175 22V21H174ZM174 22H172V23H174ZM234 22V20H232V23ZM235 22H236V20H235ZM1 23H4V19H2V22ZM1 23H0V25H1ZM32 23V22H31ZM41 23V24H40ZM42 23L44 24V25H42ZM72 23V24H71ZM75 23V24H74ZM109 23H110V25H113V27L112 26H110L109 25ZM120 24V26H119V24ZM177 23V22H176ZM183 23V24H184ZM191 23H189L188 21H187V24H190L191 25ZM211 23V22H210ZM210 23L209 24H207L208 25V27H210ZM241 23V24H240ZM6 24H8V22L6 23ZM9 24H11V20L9 21ZM8 24V25H9ZM29 24V23H28ZM56 24V26H58V27H54V25ZM66 24H68V25H66ZM103 24H104V26H103ZM134 24V25H133ZM186 24V25H187ZM192 24V25H193ZM212 24H214L215 25V23H213V21H212ZM211 24V26H213L214 27V25H212ZM240 24V25H239ZM239 24H238V22H237V24H235V26L233 25V24H229L230 26H231V28L229 29V26L227 27L228 28V30L230 31L231 29H232V32H234V33H232L231 31V34H233V35H229L230 37H226V36H223L224 34L223 33H225V30H224V28L226 29V27H224L223 29H221L220 27H218L217 25H215V27H218V28H220V30L221 31H219V29H218V31L219 32H217L216 30H217V28H213L212 27V29H216L215 31L213 30L212 31V29H210L209 30V28H208V36H207V41H206V39H203L202 41H203V43L204 44H206V45H204V46H207V45H209V46H207V47H210L211 46V44L213 45L210 49H209V51L207 52V54L206 55H204V51L203 52H200L202 49H200V48H202L199 44V48L197 47V48H195V46H194V44H193V47L195 48H193L192 49V47H191V51L193 52V50H194V52L192 53V52H190V50H189V54L187 53V55H189V57H190V55L191 54H194V57H193V55L191 56V57H193V58H195V55H197V58L198 57H200V56H202V53H203V57H200V58H198V60L197 61H195V59H194V63L190 60V61H187V63H186V61H184L183 63H182V65H185V64H187V66L185 65L184 67H182L183 68V70H181L180 68H178V69H176V70H173L174 71V76H175V71L176 72H179L181 75L183 74L184 75V73H189L188 74V76H187V74H185L184 76L182 75V79H183V77H185L184 79H186V76H187V79L185 80L186 81V83H188L190 80V83L192 82V83H195V82H193L192 81V78L194 79L195 78V76H193V75H197V74H193V73H198V67H199V65H200V68L202 67V65H201V63H203V62H205V61H209L208 60V57H209V59H210V63H212V64H210L211 65V67H213V61L215 60L212 56V52L213 51H215L216 49L217 50H221L223 53H225L226 52V54H224V59H222L223 58V54H221L222 52H220V50H219V52H220V54L221 55H218V57H217V61H216V63L214 62V66H215V68L213 69L214 71H216L217 70V73H219V76H218V74H216V73H214L215 74V78H213V76L212 77H207L208 78V80L211 82V84H212V86H211V84H207V82H209L207 79H205V83H206V85H208V86H210V87H216V85H214V83H215V81H217L216 82V84L219 82V83H222V84H220V86H219V84H217V86L219 87L218 89H221L220 87H225V86H223V85H227L226 87H225V89L227 90V87H228V89H230L229 88V82H237L238 84H236L235 85V83H234V85L236 86V87H234L233 89H235V93L237 94V92H239L238 94H241V95H234L233 94V92H234V90H232V88H231V90L233 91H230V90H221L220 92L222 93V95H223V98H222V95H220V99L222 98L224 101L226 100V102H224V103H222V99L221 100H219L218 102H217V105H218V103H221V104H219L220 106H219V108H222L221 109V111H220V109L218 108V110L220 111L219 113H222L221 115H223L221 118L223 119L224 117V122H223V124L224 125H219V127H221V128H223L225 131V133H223L221 130L219 131V129H217L218 130V134L216 133L217 131H215V129H213V127L209 124V131H208V133H209V135H208V137L210 138H208L209 140H210V142H212L213 143V141H211L212 139L214 140V143L215 142H217L218 140H220V142L218 141L217 143H215V144H211L210 142H209V140H208V142L210 143V145H209V148H208V151L205 153V149H204V154H202L203 152H202V149L197 145V143H199V142H197L198 141V138H197V136H195V134L198 132V131H196L195 129H197V126H198V124H197V122H198V117H199V114L197 113L198 111H199V107L197 106V105H195V103H194V101H195V99L197 98V95L198 94H202V93H200V91H202L203 92V90L201 89V88H197L198 89V93H197V95H196V97H195V99H193L194 101L192 102V100H191V102H189V105L191 104V103H193L194 104V109L196 110V112H195V110H193L192 109V111L194 112V113H197V114H194L193 115V113H192V111L190 110V106H193L192 104L189 106L187 103H188V101L186 102V100L185 101H183L184 99H186L185 97H182L183 96V94H185V88H186V85H188V87L186 88V89H189L190 87H191V85H189V84H185L184 86H182V87H180V85H177L178 87H180V88H178L179 89V92L178 91H176V92H178V94L176 95V94H173V95H171V94H169V93H167V92H169L168 91V88L170 87V85H169V87L167 88V84H165V86H166V88H167V92L162 96V103H164V105L163 106H165V107H163V108H161L162 107V103H160L159 104V106L161 105V107H159L158 106V110H160L161 111V109H163L162 111H164L163 113H165V115L166 116H163V115H161L159 118L160 119H162V120H164V122H163V124L165 123V122H167L166 124H165V126L164 127H162V128H165V130H167L168 131V129H170L171 130V128H173V126L172 125H174V127H175V129H176V127L178 128V130H175L174 128H173V132L171 133V132H169V134L168 135H170V138H171V140L170 139H168L167 137H166V140L168 141V143H167V141L166 140H164V138L163 137H165V136H167V131H166V133L164 132V136H162L161 137V133H157V131H158V129H162L161 127H157L156 129H155V131H152V129L150 130H148V131H146V132H143L142 134H144V135H142L141 137H142V142L144 143V144H146V140H147V137L145 136L146 134H148V137H149V135H151V138H152V136H153V133L154 132H156L158 135H156V133H154L155 135H154V137L153 138H155V140H156V138L157 139H159V138H163L162 140L163 141H166L165 143H167V144H172V143H174V145H175V142H174V138H175V136H176V134H177V136H179V134H180V136H179V139H178V137H177V139L178 140H180V142L179 141H177V140H175L176 142H178L176 145H178V144H180L179 146H181L183 143H182V141L184 140H186L188 143L190 142V144H191V146L193 147L194 145H192V144H195L196 146H195V148H190L191 149V151H194L195 153H197V155H199L200 154V157H202L203 159H205V158H207L208 159V162H207V166H206V169L204 170V171H200V173H199V175L201 174V176H207V184H206V187L208 188V186H209V188H210V193L212 192V190L214 189V190H218L217 191V199H218V201L221 203H219V202H217V203H219V207H220V210L222 209V211H220L221 212V214H222V216H221V214H220V212L218 213V211H215V213H216V216H215V213H214V208L213 207H217L218 206V204H217V206H216V204H213V201L212 200H214V203H216V199H214V197H215V195H213V194H210L209 193V191H208V189L206 190V192H207V194L209 193V198H211V196L213 197V199L211 198V199H204L205 201L207 200V202H206V204L204 203L205 201L203 200V202H202V204L204 203V208H205V210H206V212L207 211H209L210 209L213 211V212H209V214L207 215V216H209V220H210V218L212 219V217L213 216H211L210 217V214L211 213H213L214 214V216L216 217V218H213V219H215V220H213V223L210 221V223H209V220H204V219H208V217L206 218H204L203 217V215L205 214H202V215H200L199 217H197V218H195L196 220H197V228H194V226H193V220L194 219H191V220H189V219H187V221H186V219H185V221H183L182 223L184 224L185 223V225H183L182 224V226L184 227L185 226V229H187V230H185V232H183L184 230H182V233L179 231V230H181V229H176V230H173V232L172 231H170V232H172V233H170V234H165L164 233V235H162L161 233L159 234V236L161 237V240H160V242L162 241V239H164L165 237H166V235L168 236V237H166L165 238V241H166V244H165V242H159L158 244L160 245H158L157 244V246H159V247H161V249L159 248V247H157L156 246V244L154 245L155 246V248L152 246V248H151V250H152V252H151V250H150V248H148V250L146 251V246L148 247L149 246V244H147L146 245V243H143V245L145 246V251L146 252H148V253H153L154 251H155V254L156 255H154V259H156V261L153 259V261L154 262H152V264H235L236 262V264H251V259L252 258H249V255L251 256L252 255V257H253V255H254V257H253V260L254 259H256L255 257H257V259H256V261L254 260V262H255V264L257 263V264H264V256H262V255H264V249H262V247H264V240H262V239H264V238H262V235H264V234H262L261 235V233L262 232H264V222H262V221H264V220H261V217H264V213H261V217H260V215L258 214V213H260L261 211L259 210L260 209V207H261V209L262 208H264V206H262V205H264V201H261V200H259L258 202L259 203H257V202H255V211L257 212V214L259 215V217H257L256 216V214H255V211L254 210H252L251 209V211H249L250 209H248L247 211H248V213L246 212V208L247 207H242V206H238V203H240L241 202V191L242 190H246V185H245V179H246V176H249V178L251 177V179H253L252 178V174H249V173H253V171H255V172H257L258 173V171H260V169H261V167H260V169L257 171V169L259 168H257V166H254V165H257V164H254V163H256L257 162V160H258V162H259V160H260V162L258 163L259 165H260V163H262V160H264V159H262V157H264V156H262V155H264V154H262V153H264V151H262V153L261 152H258L259 153V158L257 159L256 157H258L257 155H256V157H255V154L253 155V150L254 151H256L258 148L260 149V151H261V148L262 149H264V110H262V113H260L261 112V110L260 109H264V108H262V106H264V105H262V104H264V100H262L261 101V94H264V92H262V91H264V88H262V87H264V83H262V82H264V77H261L262 75H264V71H262V70H264V67H262L261 69H257L255 66H257V64L259 65L260 63H259V61L261 62V66L262 65H264V64H262V61H264V54H262V53H264V51H262V50H264V49H261L260 50V48L261 47H264V45H259L260 44V40L258 39V42L257 41H251L252 42V46H255V45H253L254 43L255 44H257V46H261L260 48H258L260 51H262L261 52V54H259L260 55V57L257 55V54H255V55H257L258 57H259V59L256 57V62H257V64L255 65V63L256 62H254L253 61V63H254V65L255 66H252V64L253 63H249V61L251 62V59L249 60V58H250V55H249V52H250V54L251 55H253V56H255L254 54H253V48H251L250 47V42H249V44H247V46H249V52L247 53V55H245V56H243L244 54H242L244 51H242V53H241V55H240V51L241 50H245V41H243L242 40V38H241V36L239 37V33H242L245 29H249V28H251V24L250 23H247V22H245V23H242V22H239ZM246 24V25H245ZM3 25V24H2ZM1 25V26H2ZM8 25H6V27H10V26H8ZM25 25H26V23H25ZM30 25V27H33L31 24H29ZM29 25H27V27L29 26ZM46 25V26H45ZM51 25V26H50ZM85 25V26H84ZM107 25L108 26H110V28L109 27H107ZM123 25V26H122ZM124 25H126L125 26V29L124 28H121V30L119 31V28L120 27H124ZM129 25V26H128ZM132 25V26H131ZM189 25V26H190ZM233 25V26H232ZM245 25V27L243 28V26ZM0 26V27H1ZM5 26V23H4V25L2 26V27H4ZM20 26H17L16 28H18V29H20ZM44 26L46 27V28H44ZM47 26L49 27V29L47 30ZM53 26V27H52ZM106 26V27H105ZM241 26V27H240ZM2 27L0 28V31L1 30H3L2 29ZM6 27H5V29H6ZM23 27H24V24H23ZM23 27H21V28H23ZM44 29H43V28ZM52 27V28H51ZM62 27V28H61ZM118 27V28H117ZM193 28H194V25L192 26ZM190 28V30H189V34L187 35V37H191V36H193L192 37V39L194 38V36L195 35H193V34H195V29H193V28ZM234 27L236 28V30H237V28H239V30H241L240 32H239V30L238 31H235V29H234ZM11 28V27H10ZM10 28H8L9 30H10ZM54 28H56V29H54ZM61 28V30H62V32L59 30ZM65 28V29H64ZM66 28H68V29H66ZM108 28H109V31L110 32H112V34L114 33V31L116 32V33H114V36H116V34H117V39L116 38H114V36H112V35H109L108 36V34H110L109 33V31H108ZM115 28H117V31H118V33H117V31H116V29ZM168 29H170L169 27H167ZM243 28V29H242ZM24 29V28H23ZM23 29H22V31H23ZM65 31H64V30ZM76 29V30H75ZM113 29V30H112ZM129 29H131V31L129 32H127L126 30H129ZM233 29H234V31H233ZM8 30V31H9ZM46 30L49 32L50 31V34H52V35H50V34H48V33H46ZM83 30V31H82ZM152 30V29H151ZM222 30L224 31L223 33H222ZM227 30V32H229ZM6 31V30H5ZM11 31V30H10ZM35 31H38V32H35ZM51 31H54V32H51ZM58 33H57V32ZM69 31V32H68ZM121 31H122V33H121ZM210 31H212V33H215L214 35H215V43L213 42L214 41V38L210 41V43L208 42L209 40L208 39H211L209 36L211 35L210 33ZM56 32V33H55ZM106 32V33H105ZM148 32L149 31H146V34H148ZM221 32V34H222V36H221V34H220V37H221V39H220V37H219V39H220V41H219V39H218V37L216 36L218 33H220ZM226 32V33H227ZM90 33V34H89ZM123 33H124V38H125V40H124V38H122L123 37ZM151 34H148L149 35V37H147L148 35H145L146 37H147V40H148V42H149V44H151V42L150 41H152V44L151 45H155V44H153V43H156L157 42V45H159L161 48H164V43L161 41L162 39L160 38V36H158L157 35V38H156V32L154 31L153 32V30H152V32H150ZM193 33V34H192ZM34 34H36L37 36L35 37V35ZM55 34H57V35H55ZM89 34V36H87ZM91 34H92V36H91ZM104 34H105V37H104ZM107 34V35H106ZM121 34H122V37H121ZM41 35H43L42 37L44 38V41H43V38L41 37ZM74 35H77V36H79V37H75ZM93 35H94V38H93ZM98 37V39H97V37ZM213 35V34H212ZM8 36H10V35H8ZM7 36V37H8ZM11 36H13V35H11ZM10 36V38L11 39H13L12 37ZM87 36V37H86ZM108 36V37H107ZM111 36V37H110ZM118 36H119V38H118ZM32 37H28V38H30L31 40H33L32 39ZM50 39H49V38ZM64 37H65V39L67 38V39H70V37H71V40L70 41H67V39L65 40L64 39ZM73 37V38H72ZM90 37V38H89ZM92 37V38H91ZM105 39V40H103V38ZM109 37H110V39H109ZM113 37V38H112ZM196 37V36H195ZM217 37V38H216ZM18 38V37H17ZM16 38V39H17ZM20 38V37H19ZM27 38V37H26ZM41 38V40H39ZM60 38V39H59ZM87 38V39H86ZM95 38L98 40V42H99V45H98V42H97V45H95V47L93 48V50H91V49H89V48H85L86 46H85V44L84 43H86L85 42V40H89L90 39V41H92V39H93V41L95 40ZM152 38H154L153 40H152ZM78 39H79V41H78ZM85 39V40H84ZM112 39V40H111ZM115 39H116V43H115ZM120 39V41H118ZM121 39H122V41H121ZM156 39H158V40H156ZM160 39V40H159ZM218 40V42H217V40ZM35 40V39H34ZM49 40V41H48ZM54 40V41H53ZM60 40V41H59ZM73 40V41H72ZM124 40V41H123ZM205 40V41H204ZM222 40V41H221ZM262 40H264V39H262ZM64 41H67V43L65 44V43H63ZM77 43H76V42ZM81 41H84V42H82L81 43ZM104 41V42H103ZM106 41H107V43H106ZM110 41L112 42V44H110ZM119 43H118V42ZM156 41V42H155ZM194 42H196V41H198L197 40V38H195V40H193ZM241 41V42H240ZM243 41V42H242ZM44 42V43H45ZM70 42H72V43H70ZM105 43V45L106 46H104L103 45V43ZM160 42H162V43H160ZM201 41H200V39H199V42L198 43H200ZM206 42H208L209 44H207ZM257 42V43H256ZM262 42H264V41H262ZM261 42V43H262ZM58 43V44H57ZM62 45H61V44ZM69 43H70V45H69ZM76 43V44H75ZM94 43H95V41H94ZM202 43V42H201ZM202 43V44H203ZM241 44V43H243L242 45H243V47H242V45L241 46H238L237 44ZM62 46V47H58V46H60V45ZM72 44H75V46H72ZM96 44V43H95ZM115 44V45H114ZM196 44H197V42H196ZM215 44V45H214ZM262 44H264V43H262ZM49 45V46H48ZM66 45H68V46H70L71 47V49H69L68 47H66V48H64ZM76 45H77V47L79 46V45H82V49H81V46H80V49L79 48H77L76 47ZM109 45H111L110 47H109ZM157 45H155V46H157ZM198 45H196V46H198ZM221 45V46H220ZM98 46H100V49H101V51H99V48H98ZM103 48H102V47ZM115 47V52L113 51L114 50V47ZM204 46H203V48H204ZM231 46H232V48L234 47L235 48V46H238L240 49H238V50H240L239 52L237 51L236 52V54L237 55H240V57L242 58H239V59H237L236 58V60H235V57L237 56H235L234 54H235V52H234V50H237V47L234 49V50H231L232 48H231ZM51 47V48H50ZM74 47H75V49H74ZM106 47H109V51H107L106 50ZM112 47H113V49H112ZM160 47H158V48H160ZM183 48V47H181V44H179L178 45V47L177 48ZM63 48L67 51H69V53H68V51H67V53H66V51L65 50H63ZM83 48L84 49H86V50H83ZM111 48V49H110ZM185 49H187L186 47H184ZM226 48H229V49H226ZM87 49H89V56H88V50ZM130 49V48H129ZM185 49H183L184 51H185ZM258 49H256V50H258ZM57 50V53H55V51ZM58 50L60 51V52H58ZM179 50V49H178ZM227 50H228V53H227ZM113 51V52H112ZM128 51V50H127ZM180 52H182L181 50H179ZM253 51V52H252ZM260 51H257V52H260ZM47 51H44V54L46 53ZM63 52H65V53H63ZM93 52H94V54H93ZM100 54V52H101V54L99 55L98 53ZM107 52V53H106ZM129 52H130V54L132 53L133 54V58L131 57V60H130V62H133V60L132 59H134V62H133V64L134 65H136L137 64V58L136 57H134L135 55H137L136 54V52L133 50V49H130L129 50ZM198 52V53H197ZM54 53V54H53ZM60 53H62V54H60ZM106 53V55H104ZM111 53H112V55H111ZM60 54V55H59ZM67 55V57H66V55ZM103 54V55H102ZM186 54V53H185ZM55 55V56H56ZM97 55H99V58H96L95 59V57L97 56ZM101 55H102V58H103V60H102V58H101ZM110 55V56H109ZM226 55H228L227 57H226ZM55 56H53V58L55 57ZM87 56V57H86ZM108 56V57H107ZM129 56V55H128ZM219 56H220V58H219ZM235 56V57H234ZM57 56H56V58H58ZM89 57V58H88ZM107 57V58H106ZM110 57H111V59H110ZM190 57V58H191ZM213 59H212V58ZM222 57V58H221ZM229 57V58H228ZM234 57V58H233ZM244 57V58H243ZM247 57H248V59H247ZM56 58L54 59V60H56ZM69 58H71V60L69 61ZM94 58V59H93ZM109 58V59H108ZM193 58H191L192 60H193ZM219 58V59H218ZM234 60H233V59ZM251 58H253V57H251ZM255 58V57H254ZM92 59H93V61H92ZM99 59V60H98ZM102 61H101V60ZM106 59H108V62H107V60ZM136 59V60H135ZM225 59L227 60L228 59V63H229V65H227V67H228V70H227V67L225 66V68H224V70H226V71H224V72H222L223 70H222V68H221V72H222V74H221V72H219L218 70L219 69H217L216 68V66L218 65V63L219 62H221L222 60H224L225 61ZM245 59V60H244ZM92 62H91V61ZM94 60H95V62H94ZM97 60H98V64H97ZM126 60H128V59H126ZM229 60H231L232 62H234L235 64H236V67H235V64L234 63H232L231 61L229 62ZM240 60H242V61H240ZM244 60V61H243ZM253 60H255V59H253ZM258 60V61H257ZM100 61H101V63L102 62H104V63H106L105 65H104V63H102V66H101V63H100ZM110 61H112V62H110ZM246 61V64H248L249 65V67L248 66H246L245 67V69H248V68H250V67H252L251 68V70L253 69V67H255L254 69L256 70L255 72H253V73H251V74H253V75H250V73L248 72V71H245V72H248V76H245V73H244V71H243V69H240V68H242L243 67V65L245 66V64H243L244 62ZM78 62V63H77ZM126 62H128V61H126ZM190 62H192V63H190ZM223 62V61H222ZM227 62H225V63H227ZM239 62H240V64H239ZM68 63V64H69ZM110 63V64H109ZM232 63V64H231ZM243 65H242V64ZM113 64V65H112ZM125 64V63H124ZM127 64V63H126ZM178 64H180V63H178ZM192 67V69H191V67L189 66V65ZM68 66L71 70H70V72H73V71H75V70H72V69H74V68H77V66L76 67H74V68H71V67H73L72 65L71 66ZM104 65V66H103ZM224 65V64H223ZM226 65V64H225ZM230 65H231V67H230ZM95 66V67H96ZM241 66V67H240ZM98 67V66H97ZM96 67V68H97ZM130 67V66H129ZM129 67L127 66V72H128V74H127V72H125V74H127L126 75V77L124 76V80H126V79H128L127 77L131 74V73H129L130 72V70L132 69L131 67H130V69H129ZM189 67H190V70H188L189 69ZM196 67H197V69H196ZM230 67V68H229ZM235 67V68H234ZM248 67V68H247ZM259 67H260V65H259ZM186 68H188V69H186ZM180 69V70H179ZM186 69V70H185ZM231 69L233 70V71H231ZM237 69V70H236ZM23 70V69H22ZM89 70V71H88ZM153 70V69H152ZM185 70V71H184ZM194 70V71H193ZM195 70H196V72H195ZM250 70V69H249ZM87 71L88 72H90L91 70L88 68L87 69ZM171 71V70H170ZM228 71H230L231 73L229 74V72ZM258 71H260L261 73V75H258V76H256V75H254L255 73H257ZM101 72H99V73H101ZM169 72V71H168ZM167 71H166V73L169 75V73H168ZM192 72V74H190ZM199 72H200V70H199ZM237 72V73H236ZM241 72V76H239L240 73ZM22 73H24L25 74V76H27L26 75V73L24 72V70L22 71ZM244 73V74H243ZM24 74H22L23 76H20V79H22V80H20L21 81V85L20 86H23L22 84V81H23V79L25 78V76H24ZM170 74H172V76H173V72L172 73H170ZM201 74V73H200ZM233 74H235V75H233ZM243 74V75H242ZM257 74H259V72L257 73ZM181 75H179L180 77H181ZM190 75V76H189ZM192 75V76H191ZM216 75H217V79H216ZM232 75V78L231 79H233V80H230L229 82L227 81L228 79L227 78H229V77H227V76H231ZM170 76V75H169ZM221 76V77H220ZM242 76H245V77H242ZM250 76H252V78L250 77ZM254 76H256V78L254 77ZM23 77V78H22ZM90 77L91 76H89L88 78H86V79H88V80H90ZM130 77H131V75H130ZM129 77V78H130ZM259 77H261L260 79H262V82H261V85H259V86H262L261 87V89L259 88V86L257 87V85H253V82L254 83H256V81L258 80V78ZM211 78L213 79V81H211ZM225 78V79H224ZM241 78H244V80L242 79L241 80ZM247 78V79H246ZM249 78V79H248ZM174 79V78H173ZM175 79H176V76H175ZM174 79V80H175ZM179 79V78H178ZM178 79H176V80H178ZM220 79V80H219ZM223 79H224V81L225 82H222L223 81ZM236 80V81H235ZM247 80V81H246ZM252 80V82H251V85H250V81ZM169 81L171 82V81H173V80H171V79H169ZM179 81V80H178ZM184 81V80H183ZM185 81H184V83H185ZM238 81H240V82H238ZM86 83L88 82L87 80L85 81ZM176 82V81H175ZM180 82H181V79H180ZM89 83V82H88ZM174 83V82H173ZM177 83H179V82H177ZM245 84V83H247V89H245L246 88V85H241V84ZM117 84H119V82L117 83ZM169 84V83H168ZM180 84V83H179ZM181 84H183L182 82H181ZM196 84H197V82H196ZM173 85V84H172ZM194 85V84H193ZM192 85V86H193ZM214 85V86H213ZM238 85H239V87H238ZM253 86V89L252 90H254L253 92H252V90H251V88H249L248 86ZM118 86V85H117ZM175 86V85H174ZM177 86H175L176 88H177ZM190 86V87H189ZM194 86H196V85H194ZM243 88V86H244V88L242 89L241 87ZM172 87V86H171ZM51 88V87H50ZM173 88V87H172ZM176 88H174V89H176ZM194 88V87H193ZM217 88V87H216ZM248 88L250 89V90H248ZM256 89V91L258 92V89L261 91V93H257L256 91H255V89ZM18 89H20V88H18ZM52 89V88H51ZM170 89V88H169ZM181 89V90H180ZM199 89H201V90H199ZM236 89H238V90H236ZM48 90H49V88H48ZM191 90V89H190ZM190 90H186V97H187V99H190L189 98V96H191V93L192 92H190L189 93V91ZM243 90V91H242ZM50 91V90H49ZM49 91H48V93H49ZM52 91V90H51ZM50 91V92H51ZM191 91H193V89L191 90ZM222 91H224V92H222ZM226 91V92H225ZM228 91H230V92H228ZM243 92V93H240V92ZM245 91V92H244ZM19 92V91H18ZM21 92H23V90H21L20 89V93ZM172 92H174V90L172 91ZM171 91H170V93H172ZM254 92H256V93H254ZM53 93H55L54 91L52 92V94ZM188 93L190 94V95H188ZM195 93V92H194ZM219 93V92H218ZM224 93V94H223ZM228 93H229V96L232 94V95H234L236 98L235 99H233V97L234 96H228ZM245 93V94H244ZM50 94V93H49ZM52 94L51 95H49L50 97L52 96ZM168 95H170L171 96V98L173 99V102L171 101L172 99L171 98H169L170 96H168ZM177 97H176V96ZM202 95H204V94H202ZM202 95H198V98L200 97V96H202ZM244 95V96H243ZM251 95V96H250ZM259 96V100L261 101H259L257 98H258V96ZM261 95V96H260ZM178 96H181V98L180 97H178ZM248 98V100H247V98ZM257 96V97H256ZM242 97V98H241ZM262 97H264V96H262ZM27 98V97H26ZM47 99V97H45L44 96V98L43 99ZM167 98V99H166ZM180 99L179 101L178 100H176V99ZM183 98V99H182ZM198 98L196 99V100H198ZM203 98V96L201 97V99ZM230 98H231V100H230ZM237 98H239V99H237ZM246 98V100L249 102H251V100L253 101V100H255L256 101V103L258 102V104H256L255 103V101H254V103L255 104H251L252 106H248L247 104L246 105H244V109H243V107H240V106H243L241 103V105L239 104V102H242V101H244V100H242V99H245ZM249 98H250V100H249ZM33 99V98H32ZM44 100L45 102H47V100ZM164 99H166L165 101H167V105H165V102H164ZM200 99V98H199ZM201 99L200 100H198L199 102L201 101ZM240 99H241V101H240ZM262 99H264V98H262ZM168 100H170L171 101V103L169 104V102L170 101H168ZM233 100V101H232ZM235 100V101H234ZM238 100H239V102H238ZM245 100V101H246ZM24 102H25V104H26V102L27 103H29L30 105H32V103L34 102V103H36L34 100H33V102H32V100L30 99V101L29 100H27L26 101V99H24L23 100ZM37 101V100H36ZM176 101H178V103L176 102ZM180 101H183L184 102V106L183 105H181V103H183V102H180ZM238 103H237V102ZM195 102H197V101H195ZM227 102H229V105L228 104H226ZM234 102H235V104L237 103V104H239V105H235L234 104ZM246 103V102H245ZM244 103V104H245ZM252 103V102H251ZM23 103H21L20 105H22ZM29 104H26V105H29ZM178 104H180L181 105V107H180V105H178ZM25 105V106H26ZM186 105L187 106H189V107H186ZM231 105V106H230ZM259 105V106H258ZM25 106H23L22 108H21V106L19 107V105H18V108H21V109H25ZM182 106L183 107H186V109L187 108H189V109H187V110H184L185 108H182ZM226 108H225V107ZM234 106H237L238 108H239V111H238V109H237V107H234ZM248 106V107H247ZM255 106H256V108H255ZM261 106V107H260ZM168 107V108H167ZM170 107V108H169ZM196 107H198L197 109H196ZM225 109H224V108ZM236 108L235 110H234V108ZM245 107H247V109H245ZM253 107V108H252ZM259 107V108H258ZM159 108H161V109H159ZM231 109V110H228V109ZM243 110H242V109ZM248 108H249V111H248ZM255 108V109H254ZM258 108V109H257ZM165 109V110H164ZM167 109V110H166ZM172 109V110H171ZM226 109H227V111H226ZM233 109V110H232ZM252 109V110H251ZM257 109V110H256ZM174 110L176 111V113L174 112ZM243 112H242V111ZM245 110H247L248 112H249V114H251V116H250V119H247L248 118V116H243L244 114H247L248 112H246L245 113ZM251 110V111H250ZM256 110V111H255ZM260 110V111H259ZM159 111V113L158 114H160V113H162V111L160 112ZM224 111V112H223ZM229 111H231V112H229ZM236 111V112H235ZM173 112V113H172ZM187 112H189V113H187ZM200 112V111H199ZM226 112V113H225ZM229 112V116H228V113ZM257 112H259V114L257 113ZM162 113V114H163ZM167 113H169V114H167ZM175 113V114H174ZM190 113H191V115H190ZM253 113V114H252ZM158 114H156V116H159ZM227 114V115H226ZM231 114H233V115H231ZM248 114V115H249ZM198 117H197V116ZM226 115V116H225ZM237 117V116H239L240 115V118L238 119V118H236L235 116ZM242 115V116H241ZM175 116H176V118H175ZM177 116H179V117H177ZM195 116L197 117V118H195ZM227 116H228V118H227ZM232 116V117H231ZM234 116V117H233ZM168 117V118H167ZM171 117H173V118H175L174 120H175V122L174 121H168V120H173V118H171ZM158 118V119H159ZM170 118V119H169ZM178 118H181V119H178ZM233 118L234 119H238V121L239 120H241V122H243V123H240L239 124V126H238V124H237V122L238 121H236L235 122V120L234 121H232L233 120ZM159 119V120H160ZM168 119V120H167ZM243 119V120H242ZM162 120L160 121V122H162ZM221 120V119H220ZM158 121V120H157ZM177 121V122H176ZM182 121V122H181ZM186 123V124H183L184 122ZM223 121V120H222ZM228 121L230 122V121H232V122H230V123H232V124H230V123H228ZM96 122H98V123H100L98 120H96ZM96 122H95V124H96ZM102 122V121H101ZM171 122H172V125H171ZM233 122H234V124L236 123V127L233 125ZM240 122V121H239ZM244 122H246L245 124H244ZM106 123V122H105ZM104 123V124H105ZM175 123V124H174ZM179 124V126H178V124ZM229 125H228V124ZM100 124H102L101 126L102 127H104V124L103 123H100ZM159 124H161V126H162V123H159ZM159 124H157V125H159ZM180 124H182V126H185V127H182V129H183V131L182 132H179V131H181L182 129H181V125ZM197 124V125H196ZM243 124V126H241ZM175 125H177V126H175ZM192 125H193V127H192ZM27 126V125H26ZM24 124L22 125L21 124V127L20 128H22V129H24L25 130V132L23 133V134H21V136L22 137H24V138H26L25 140L23 139V138H21V136H20V134L18 135H13V136H9V137H6V138H8L7 140L8 141H6V139H3V138H0V140L2 139L4 142L6 141L7 143L9 142L10 143V145H8V144H4L3 145V147L5 148V150L6 151H4L3 149L4 148H2V147H0L1 149H0V153H3V152H6V155H8V152L7 151H9V155L7 156V157H9L10 158V162H8V161H6V162H8V164H5V161L3 162V161H0L2 164H0V167H1V173H3L4 174V172H3V168H5V171L6 170H8L9 168L11 169H9L8 171H6V172H9V174L8 173H5L4 175L6 176L7 174H8V176H9V180L11 181V178L12 177H14L13 178V180H12V182H10V181H7V179H8V176H6V179L5 178H3V174H0V176H1V178H3L2 180L3 181H5V185H3V182H1L2 180H0V264H21V261L23 262L22 264H80L81 263V261L83 260V259H85V257H90V256H92V258L90 257V259H93L94 260V258L96 259H98L99 257L98 256H100V254H102V256H100V258L98 259V261H100L99 263H103L104 261H102V260H104V258H105V260H106V258H107V254L108 253H110V254H108L109 255V257H110V255H111V257H110V260L108 261V259H109V257L107 258V261H108V263H107V261H105L107 264H117V262H118V260H117V257H115L116 256V254H118L117 256H120L119 255V253H116V252H121V250H122V247L125 249V250H122L123 252H125L126 251V245H125V242H124V236H125V220L126 219H124L125 218V215H124V192H125V182H124V174H125V170L127 169V163H126V157L123 155V154H119V153H114V149H115V147H113V149H111L112 150V152H113V155H115V154H117V157H115V159L116 160H114V159H108V157L109 156H111V154L110 155H108V153H109V148H110V144L109 145H106V141L107 140H103V138H102V140H103V142H102V146H107V148H108V150H106V147H105V149H104V147L102 148V147H100L99 145H100V143H98L97 145H98V147H100L101 148V150L103 149L104 150V153L106 152V155H104L105 157H106V159L105 160H101V158L102 159H104V157H103V152L101 151V150H98L99 148L95 145L97 142H96V140L98 139H96L95 140V142L93 141L95 138H92L91 140H92V145L94 144V147H93V149H92V145H91V142H87L86 143V138H88L90 135L89 134H87V135H85V136H83V137H79V139H76V138H73L72 136H65V135H55V134H53V133H51V134H33L32 132H30L29 130H28V128L26 127ZM101 126H99L98 125V128L99 127H101ZM166 126H168V127H166ZM196 128H195V127ZM15 127H16V125H15ZM170 127V128H169ZM231 127V128H230ZM233 127V128H232ZM168 128V129H167ZM179 128L181 129V130H179ZM191 128H192V131H194L195 130V134H194V132H192L191 131ZM193 128H195V129H193ZM229 128H230V130H229ZM239 128H241L240 130H239ZM184 129H185V131L186 132H184ZM253 129H257L260 133H261V136L259 137V138H256V137H254V133H253ZM159 130V131H160ZM229 130V131H228ZM151 131V133H148V132H150ZM158 131V132H159ZM162 131H164V130H161V132ZM176 131H178V133H176ZM191 131V132H190ZM210 131H214L213 133V135H215V136H213L212 134H210V133H212V132H210ZM227 131V132H226ZM232 131H234V132H232ZM153 132V133H152ZM184 132V133H183ZM219 132H220V135H219ZM163 133V132H162ZM176 133V134H175ZM223 133V135H221ZM166 134V135H165ZM175 134V135H174ZM198 134V133H197ZM196 134V135H197ZM217 134V135H216ZM36 135H37V137H36ZM82 135V134H81ZM89 135V136H88ZM184 135V136H183ZM189 135V136H188ZM194 138H192L191 136ZM19 136H20V138H19ZM25 136H27L28 138H29V140H28V138L27 137H25ZM88 136V137H87ZM92 136V135H91ZM91 136L89 137V138H91ZM93 136H95V135H93ZM99 135H97V137H98ZM144 136L146 137V138H144ZM156 136H158V137H156ZM215 138H213V137ZM14 137V138H13ZM30 137H31V139L32 138H37V139H34V140H36L38 143H36V142H34V141H32L31 139H30ZM40 137V138H39ZM71 137H72V139H71ZM96 137V136H95ZM169 137V136H168ZM199 137V136H198ZM212 137V138H211ZM5 138V137H4ZM12 138H13V140L14 141H16L15 142V144H14V148H11L12 146H13V143L11 144V142H13V141H10V140H12ZM15 138H17V139H15ZM19 138V139H18ZM41 138H42V140H41ZM78 138V137H77ZM108 137H106V138H104V139H107ZM125 138V137H124ZM151 138L149 137V139L147 140V141H150L151 140ZM153 138H152V141H153ZM181 138V139H180ZM186 138V139H185ZM192 140H195V141H192ZM21 139H23V141L21 140ZM100 140H101V137L99 138ZM99 139H98V141H99ZM117 139H122V137H119L118 136V138ZM176 139V138H175ZM20 140H21V142H20ZM34 142L38 147L37 148H35L36 146H35V144H33L32 142ZM51 142H50V141ZM80 142H78V141ZM86 140V141H85ZM101 140V141H102ZM108 140H109V138H108ZM111 140V139H110ZM144 140V141H143ZM216 140V141H215ZM3 141H1V143L3 142ZM28 141H30V142H28ZM39 141H42V143L41 142H39ZM45 141V142H44ZM48 141V143H46ZM85 141V142H84ZM89 141V140H88ZM121 143V141L120 140H116V138H112V140H111V142L113 143V145L115 144L116 145V143L117 144H120L119 142ZM183 141V142H184ZM3 142V143H4ZM20 142V143H19ZM43 142H44V144H47V146H48V144H49V146H51V144H53L52 146H55V147H52V150L51 149H49V148H51V147H49L48 149L49 150H47L46 148H45V146L43 145ZM73 142H75V143H73ZM187 142H185V143H187ZM194 142V143H193ZM19 143V145H20V147L19 146H17V144ZM25 143H29V144H25ZM31 143L34 145L33 146V148H34V151H36V153H40L41 152V150L38 152V150L42 147H44L47 151L46 152H50V150H51V154L50 155H52V153H54V154H56V152H58L57 154H58V156H57V154L55 155V156H53L52 155V157H55V159H56V157L57 158H59L56 162H58L59 160H63V162H61V163H64V162H67V161H64V159H61V157L63 156H66L65 154H64V152H69L70 154L69 155H67L68 156V159H69V161H71L70 163H77V165H75V166H77L78 168H80V167H83V168H80V169H78L77 168V170H76V167L74 166V165H72V166H74V170H76V171H71L70 173H69V171H67L66 169H64V170H62V165L60 164V161H59V165H61L60 166V168L59 167H57V165L58 164H55V162H54V160H53V158L49 155V158L48 159H50V160H44L45 158H42V156H40V155H36L37 157H35V152L34 151H32L31 149H32V147L29 149L28 147H30V146H32L31 145ZM42 145H41V144ZM61 143V144H60ZM76 143H77V145H78V147H77V145H76ZM105 143V144H104ZM109 142H107V144H108ZM184 143V144H185ZM22 144H24L23 146H22V150L20 151V148H21V145ZM87 146H91V148H90V150H93L92 151V153L93 154H95L94 156H96V157H94L92 154H91V152L90 151H88V149H89V147H87ZM90 144V145H89ZM143 144V145H144ZM6 145H8V146H6ZM16 145V146H15ZM29 145V146H28ZM57 145V146H56ZM112 145V146H113ZM173 145V144H172ZM175 145V146H176ZM1 146H2V144H1ZM9 146H11V147H9ZM59 146V147H58ZM62 146V147H61ZM109 146V147H108ZM146 146V145H145ZM7 147H9V148H7ZM19 147V148H18ZM40 147V148H39ZM57 147L59 148V149H61V150H59V149H57ZM61 147V148H60ZM85 147V148H84ZM15 148H17V149H15ZM23 148H25L24 149V151H23ZM41 148V149H42ZM56 150V152L54 151V152H52L54 149ZM62 148H64V149H62ZM9 149V150H8ZM12 149H15V150H19L20 152H23V153H27L28 154V152H31L30 154L31 155H29L28 154V157H26L25 155H23V158L21 157V159H18L17 157L19 156L18 154H21L19 151V153H15L16 151H14V153H13V151H12ZM27 149V151H25ZM38 149V150H37ZM45 149H44V151H45ZM96 149V150H95ZM3 150V151H2ZM11 150V151H10ZM31 150V151H30ZM110 150V151H111ZM144 150H145V154L147 155V154H151V153H149L150 151L149 150H147L146 149V147H144ZM175 150V149H174ZM43 151V150H42ZM62 152L63 154H59V152ZM64 151V152H63ZM78 151V152H77ZM94 151H95V153H94ZM97 151H99V153L101 154V155H98L99 153L97 152ZM101 151V152H100ZM116 152L118 151V150H115ZM257 151H259V150H257ZM48 152V153H49ZM60 152V153H61ZM22 153V154H23ZM25 153V154H26ZM122 153V152H121ZM174 153L178 156V157H180V156H182L183 155V153H178V152H176V151H174ZM252 153V154H251ZM258 153H256V154H258ZM13 154V155H12ZM16 154V155H15ZM22 154H21V156H22ZM46 153L44 152V154L43 155H45ZM1 155V154H0ZM15 155V156H14ZM60 155H62V156H60ZM72 155H73V158L75 159H70L69 158V156L70 157H72ZM2 156H5V155H3L2 154ZM10 156H13V157H10ZM17 156V157H16ZM24 156H25V158H24ZM32 156H34L35 158H33ZM45 156H47L48 157V155H45ZM66 156V157H67ZM75 156V157H74ZM99 156H101V157H99ZM118 156L120 157H123L124 156V158H121L120 157V159L118 158ZM260 156H262L261 157V159H260ZM14 157H15V159H14ZM39 157V158H38ZM40 157H41V159H40ZM98 157V158H97ZM112 157V156H111ZM114 157V156H113ZM254 157L256 158L255 160H254ZM9 158H7L8 160H9ZM19 158H20V156H19ZM28 158H32L31 160L33 161L34 160V162L33 163H35V164H32V162H30V159H28ZM77 158H79V159H81V160H79V159H77ZM97 158V159H96ZM100 158V159H99ZM1 159L3 160V157H1ZM6 158H4V160H5ZM14 159V160H13ZM17 159H18V161H17ZM23 159H27L28 160V162H29V164H31L32 166H30L29 164H27L26 162H24V160ZM40 159V160H39ZM68 159H66V160H68ZM53 160V161H52ZM76 160H79V161H77V162H73V161H76ZM82 160H84V161H82ZM247 160H249V161H247ZM254 160V161H253ZM17 161V162H16ZM19 161H20V164H19ZM24 162V170H23V167H21L20 165H21V163H22V165H23V162ZM36 161V162H35ZM39 161H40V163H41V161L42 162H45V163H41V164H43V166H44V169H42L43 168V166L41 167V165L39 164ZM48 161H50V163H47ZM247 161V162H246ZM13 162H15V164L17 163V166H18V164H19V166H18V170L20 171V172H23V173H21V175H20V172L18 173L19 174V178H16L15 179V174H16V170H15V167L14 166H16V165H14L13 164ZM53 162H54V164H53ZM80 162V163H79ZM84 164H83V163ZM249 162V163H248ZM252 162V163H251ZM3 163H4V165H3ZM25 163H26V165H29V166H26L25 165ZM38 164V166H37V164ZM231 163V166H229V168L227 167L229 164ZM245 163H248V167L247 168H245L244 167V165H245ZM47 164L49 165H52V166H50V168H51V171L54 169V165H56L55 166V168L57 167V169L59 168V169H61L62 171H64L65 173L64 174H66V175H63V176H58V177H54V174L58 171L59 172V170H57V169H54L53 171H56L53 175L50 173V169L47 167ZM64 164H66V163H64ZM81 164H83V165H81ZM112 164H113V166H112ZM254 164V165H253ZM262 164H264V163H262ZM261 164V165H262ZM7 165V166H6ZM8 165L10 166V167H8ZM35 165V166H34ZM46 165V166H45ZM66 165H69V163H67ZM65 165V166H66ZM80 165V166H79ZM86 165H87V167H86ZM236 165H237V170H235L234 171V168H236ZM258 165V166H259ZM11 166H12V168L14 167V170L11 168ZM25 166H26V169H25ZM71 166V167H72ZM3 167V168H2ZM29 167V168H28ZM30 167H31V169H30ZM32 167H33V169H35L36 170V173L35 172H33V173H31L32 171H30V170H32ZM37 167V168H36ZM62 167V168H61ZM234 167V168H233ZM250 167H253L252 169H254L253 171H251V168ZM262 167H264V166H262ZM19 168H22V169H19ZM40 170H39V169ZM46 168H48V169H46ZM225 168V169H224ZM30 169V170H29ZM70 169V168H69ZM221 169H223V170H221ZM229 170L228 171V174H231L230 176L228 175V174H224V176H228V177H231L230 179L226 176V177H221L222 175H223V173H227V171H225V170ZM233 169V170H232ZM256 169V170H255ZM12 170L14 171V173H12ZM22 170V171H21ZM34 170V171H35ZM40 172H38V171ZM49 172H48V171ZM60 170V171H61ZM67 172H66V171ZM219 170H221V172H223V173H221ZM231 170H232V172H231ZM44 173H43V172ZM213 171V172H212ZM233 171H234V173H233ZM236 171H237V175L235 174L236 173ZM247 171H250V172H247ZM121 172V173H120ZM189 172H190V174H192V175H197L196 174V170L194 169V170H189ZM217 172H220V173H218V175L216 174ZM49 173V174H48ZM62 173V172H61ZM60 173V174H61ZM234 174V176H233V174ZM260 173V172H259ZM13 174V175H12ZM17 174V175H18ZM24 174V175H23ZM31 174H35L34 176H32ZM43 175L45 178H49V179H46L45 181H44V177L43 176H41V175ZM115 174V175H114ZM220 174V175H219ZM262 174V173H261ZM15 175V176H14ZM36 175H39V177L41 176L42 177V179H41V177H40V179H39V177H36ZM56 175H58V174H56ZM62 175V174H61ZM255 175L257 176V174L256 173H254V175H253V177H255ZM4 176V177H5ZM26 176V177H25ZM50 176H51V178H50ZM212 176V177H211ZM214 176H216V178H217V176H220V178H222V182L223 183H225L227 180L228 181H232L233 179H232V177L234 178V185L233 184H231L232 185V187L230 188V190L233 188V186H234V189H232L230 192H228L229 190H227V189H229L228 188V186L230 187L231 185L229 184V183H232L231 181L230 182H226L225 184H227V185H224L225 187H223L225 190H226V193H225V190L222 188V191H220L219 192V190L221 189V185H220V182L219 181H221V180H219L218 182H219V184H218V182H216L217 184H216V186H219L218 188H220V189H216V186H214V183H215V179H214ZM261 176V175H260ZM16 177H18V176H16ZM25 178V179H23V178ZM28 177L30 178V180L28 179ZM212 179H211V178ZM244 177V178H243ZM257 177H259V175L257 176ZM0 178V179H1ZM20 178L22 179V180H24L23 182V185L21 184L22 183V181L20 180ZM27 178V179H26ZM33 178V179H32ZM38 180H37V179ZM44 178V179H43ZM208 178H210V179H208ZM219 178V179H220ZM227 178V180H225ZM261 178V177H260ZM32 179V180H31ZM224 179V180H223ZM261 179H264V177H262ZM260 179V180H261ZM17 180H19V181H17ZM37 180V182H38V184L39 185H37V183H34L35 181ZM40 180H42V181H40ZM209 180H210V182H212V184L209 182ZM218 180V179H217ZM14 181H16V182H14ZM25 181H27V184L25 183ZM34 181V182H33ZM49 183H48V182ZM69 181V182H68ZM99 181H101L100 183H99ZM253 181H254V179H253ZM8 182V183H7ZM16 183V184H14V183ZM19 182H21L20 184H19ZM31 182V183H30ZM34 183V185H31V184H33ZM209 182V183H208ZM258 182V181H257ZM18 183V184H17ZM44 183V184H43ZM46 183H48V184H46ZM106 183V184H105ZM119 183V184H118ZM253 183V182H252ZM254 183H256V181H254ZM254 183H253V185H254ZM262 183H264V182H262ZM9 184V185H8ZM36 184V185H35ZM41 184V185H40ZM43 184V185H42ZM100 184V185H99ZM209 184V185H208ZM260 184H261V181H260ZM19 185V186H18ZM22 185V186H21ZM121 185V186H120ZM250 185H251V183H250ZM262 185H264V184H262ZM16 186V187H15ZM18 186V187H17ZM24 186V188H21V187H23ZM211 186V187H210ZM223 186V185H222ZM259 186V184H257V187ZM19 187L21 188V190L19 189ZM257 187H254V186H249L248 188L249 189H251V190H253V191H255L254 193H259V194H261L262 193V191H264V189H261V193L259 192V191H256L255 189H257ZM261 187V186H260ZM17 188V189H16ZM113 188V189H112ZM227 188V189H226ZM223 190H224V195L226 196V198H225V200H227V199H230L229 197H230V194H234L233 195V200H232V204H230V203H228L229 201L231 202V200H229V201H223L224 200V198L223 197H221V196H223V194H222V192H223ZM260 190V189H259ZM60 191V192H59ZM234 191V192H233ZM253 191H252V196L254 197V193H253ZM13 192V193H12ZM213 192H216V191H213ZM220 194H222L221 196H219V193ZM230 193V194H229ZM256 193V194H257ZM107 196H106V195ZM108 194H111L109 197H111L112 199L110 200V202L108 201L110 198L108 197ZM215 194V193H214ZM228 194H229V196H228ZM258 194V195H259ZM262 194H264V193H262ZM261 194V195H262ZM117 195V196H116ZM101 196V197H100ZM262 196H264V195H262ZM262 196H256L255 195V200H256V198H257V200L258 199H260V198H264V197H262ZM91 197H92V200H91ZM96 197V198H95ZM104 197V198H103ZM206 198L208 197V196H205ZM219 197V198H218ZM222 199H221V198ZM234 197H235V199H234ZM99 198V199H98ZM101 198V199H100ZM106 198H109V199H106ZM89 199V200H88ZM95 199H96V203H98V204H96L94 201H95ZM107 200L106 201V203H107V205H105V200ZM220 199V200H219ZM48 200V201H47ZM98 200V201H97ZM171 200V199H170ZM256 200V201H257ZM85 201V202H84ZM90 201V203H88V202ZM172 201H174V204L175 203H178V202H175V200H171L170 202H171V204H172ZM211 203H209V202ZM223 201V202H222ZM262 202V205L260 206V204H261V202ZM87 202V204L89 205V207H88V209H87V207L85 208V205L83 206V203L85 204ZM93 202V203H92ZM101 202V203H100ZM104 204H103V203ZM111 203V204H109V203ZM260 206V207H258V205ZM94 204H95V206H94ZM100 204V207L98 206ZM103 205V207H102V205ZM170 204V203H169ZM208 204H210L209 205V207H212V208H206V207H208ZM212 204L213 205H215V206H212ZM227 204H229V205H227ZM77 206L76 208L74 207V206ZM110 205V206H109ZM177 205H179V204H177ZM176 204L174 205V206H176L175 208H178V206H177ZM224 206V209L225 210H227L226 212H230V209L232 208V210H233V212H231L230 214V216H229V214L228 213H226L225 212V210L223 209V208H221V206ZM230 205H233V206H231V208H230ZM87 206V205H86ZM92 206V207H91ZM97 206H98V209H97ZM104 206L106 207L105 208V210H107V212L106 211H102L101 212V210H102V208L104 209ZM109 206V207H108ZM168 206H170V205H168ZM222 206V207H223ZM84 208L85 210H83L84 212L86 211V212H88V214H85L83 211H81V212H83L84 213V215H88V216H90L91 215V218L90 217H88V220L86 221L85 219H86V216H83V213H82V216H80V214H79V212H80V210H78V209H80V208ZM93 207H95L96 208V211L95 212H93V213H91L92 211H93ZM108 207V208H107ZM111 207V208H110ZM200 207H201V204H200V201L199 200H197L196 202H194L193 204H192V209L195 211V212H197V213H199L200 212ZM240 207V208H239ZM54 208V209H53ZM57 208V209H56ZM93 208V209H92ZM110 208V209H109ZM170 208H172L171 210H173L174 208H173V206L171 205L170 206ZM228 208V209H227ZM73 209V210H72ZM81 209V210H82ZM100 209V210H99ZM209 209V210H208ZM215 209H217V208H215ZM219 209V208H218ZM78 210V211H77ZM89 210H90V212H89ZM178 210V209H177ZM210 210V211H211ZM229 210V211H228ZM99 211V212H98ZM108 211H110V212H108ZM174 211L176 212V209H174ZM69 212V213H68ZM76 212H78V213H76ZM224 212V213H223ZM244 212H246L247 214H248V217L246 216L247 214L245 213L244 214ZM249 212H250V216H251V214H252V216H253V219L254 220H252L253 222H254V225L255 226H257V228L259 229H257L259 232V234L258 233H256L257 232V230L256 229H254V230H256V232H254V230H252L251 228L253 227V223H251V219L250 220H248V218H249ZM251 212H253V213H251ZM262 212H264V211H262ZM48 213V214H47ZM53 213V214H52ZM96 213V214H95ZM101 215H100V214ZM103 213V214H102ZM105 213V214H104ZM106 213H109V214H106ZM208 213V212H207ZM50 214V215H49ZM77 214H79V215H77ZM94 214V215H93ZM200 214V213H199ZM217 214H219V215H217ZM226 214H228L227 216H226ZM255 214V215H254ZM47 216V217H45V216ZM96 215H97V220H96ZM100 215V216H99ZM104 215V216H103ZM109 215H110V217H111V219H109L110 217H109ZM205 215V216H206ZM245 215V216H244ZM93 216V217H92ZM103 216V217H102ZM106 216V217H105ZM217 216H219L218 218H217ZM226 216V217H225ZM256 216V217H255ZM54 217V218H53ZM73 217V218H72ZM75 217V218H74ZM76 217H84V221H82V218H80L81 219V221H82V226H81V224H79V222H81V221H78V220H80V219H76ZM103 219H102V218ZM108 217V218H107ZM230 217V218H229ZM245 217V218H244ZM34 218V219H33ZM36 218V219H35ZM95 218V219H94ZM100 218V219H99ZM186 218V217H185ZM188 218V217H187ZM202 218H204L203 220V223H202ZM219 218H221V221H220V219ZM222 218H223V220H222ZM229 218V219H228ZM44 219H45V221H44ZM49 219H50V223H49ZM52 219V220H51ZM90 219V220H89ZM94 219V220H93ZM107 219H108V221H107ZM227 219H228V221H227ZM243 219L244 220H246V222L244 221L243 222ZM262 219H264V218H262ZM43 220V221H42ZM75 220V221H74ZM76 220H77V222H76ZM92 220V221H91ZM96 220V221H95ZM102 220V221H101ZM106 221V222H104V221ZM110 220H112V221H110ZM220 221V222H218V221ZM37 221V223H35ZM90 221V223H87V222H89ZM96 222V225H95V222ZM100 223V225H101V222H102V224H104L102 227L99 225L98 226V222ZM219 223V226H216V227H218V228H216V227H214L215 225H218L217 223ZM230 221V222H229ZM256 221V222H255ZM72 222V223H71ZM73 222H74V224H77V225H80V226H78V227H80V230H81V228L82 227H84V225H85V223H87L86 225H88L89 227H91V229L88 227V226H86L87 227V229H86V227H84L85 229H86V231L88 232H83V230H79L78 228H77V225H75L74 226V224H73ZM91 222H94V225L91 223ZM205 222V223H204ZM206 222H208V223H206ZM229 222V223H228ZM234 222V223H233ZM244 223V226H245V223H246V225H247V223H250L249 225H251V226H247V228L249 227L250 228V230H252L255 234L254 235H256V234H258V236H260L261 237V239L259 238V240H260V242H259V240H257L258 238H257V236L255 237L256 238V240L255 239H251L252 241L254 240V241H256L257 243L256 244H254V243H251L252 244V246L253 245H255L254 247H257V248H254L253 247V249L254 250H256L255 252H253V253H247V252H249V250L246 248L247 247V245H248V243L246 244V242H251V240H250V238H254L253 236L251 237V235H250V233H248V235L250 236V238L249 237H246L247 236V228H246V230H245V232H244V228H243V223ZM105 223H107V224H112V229L111 230H109L110 228H111V225L110 226H108L107 224H105ZM258 223H259V225H258ZM52 224V225H51ZM73 224V225H72ZM202 224H205V227L203 228V226L204 225H202ZM206 224H208L209 226L207 227L208 229H210L209 231H208V229L206 228ZM233 224V225H232ZM91 225H93V226H91ZM107 225V226H106ZM213 225V226H212ZM37 226V227H36ZM95 226H96V229H93V228H95ZM231 226H232V228H231ZM105 227V228H104ZM106 227L107 228H109V229H106ZM209 227H211V228H209ZM214 227V228H213ZM246 227V226H245ZM101 228V229H100ZM205 228H206V230H205ZM234 228V229H233ZM249 228H248V230H249ZM52 229H54V231L52 230ZM76 229V230H75ZM120 229V230H119ZM216 229V230H215ZM227 229V230H226ZM233 229V230H232ZM262 229V230H261ZM91 230V231H90ZM93 230V231H92ZM96 230H98V232L96 231ZM103 230H106V231H103ZM107 230H109V232L107 231ZM114 230V233H112V231ZM77 231L79 232L80 231V236L78 235L79 233H77ZM91 232V235H92V233H93V235H94V237H92L91 235H90V237H92V238H90L88 235H89V233ZM101 231L103 232L102 233V236L99 234V233H101ZM198 231L200 232V233H198ZM218 231V232H217ZM83 232V233H82ZM94 232H96V233H94ZM105 232V233H104ZM179 232V233H178ZM207 232V234H205ZM228 234H227V233ZM250 232V231H249ZM76 233V234H75ZM81 233L83 234V235H81ZM85 233H87L88 235H86ZM108 233V234H107ZM110 233H111V236H112V239H110L109 240V238H111L110 237ZM177 233V234H176ZM245 233H246V235H245ZM252 233V232H251ZM85 234V235H84ZM96 234L97 235H99V236H101V240L103 241V242H101V240H100V238L97 240V239H95V237H96ZM105 234H107V236H105ZM116 234H118L117 236H119L120 238H119V243H118V245L120 244V242H121V244L117 247V250L119 249V251H116V247L114 248V246H116L117 245V243H115V242H118L117 240H113V238H117L118 239V237H115L116 236ZM172 234V235H171ZM176 234V235H175ZM253 234V233H252ZM210 235V236H209ZM71 236H74V238H75V240H74V238H71ZM83 236H87V240H88V238H89V240L91 239L92 241H93V243L94 244H92V241L90 240V244H89V246L88 245H86V243H88L89 242V240L86 242V241H82V240H86V237L84 238ZM98 236V237H99ZM104 236L106 237V240H107V244H106V242H105V244L107 245H105L104 247H103V245H104V241H106L105 240V238H104ZM181 236V237H180ZM187 236V237H186ZM198 236H200V237H198ZM71 239H73L72 241L70 240V238ZM172 237V239H170ZM179 237V238H178ZM216 237V238H215ZM220 237V238H219ZM19 238V239H18ZM76 238H77V240H76ZM79 238H81V240L79 239ZM84 238V239H83ZM199 238V239H198ZM246 238L248 239V240H246ZM15 239H18V240H15ZM30 239V240H29ZM187 239V240H186ZM199 241H198V240ZM210 239V240H209ZM222 239H224V240H222ZM19 240H21L20 242H18ZM97 240V242L100 240V242L101 243H103V244H101L100 243V246H96L97 247V249L98 250H95V251H98L97 252V254H95L94 255V253H95V251L93 250V252H92V250L89 248V250H91L90 252L89 251H87L88 249H87V246L88 247H90V245H91V247H93L94 248V245H95V243L96 242H94V241H96ZM112 240V241H111ZM171 240H172V242H171ZM208 240V241H207ZM211 240H213L212 242H211ZM228 240V241H227ZM231 240V241H230ZM236 240V242H234ZM78 241V242H77ZM111 241V242H110ZM167 241H168V243H167ZM175 241V242H174ZM184 243H183V242ZM242 241H243V243H242ZM44 244H43V243ZM70 244H69V243ZM78 243V245H77V243ZM81 242H82V244H81ZM84 242H86V243H84ZM109 242V243H108ZM144 242V241H143ZM171 242V243H170ZM187 242H189V243H187ZM42 243V244H41ZM173 243V244H172ZM181 243V244H180ZM234 243H236V244H234ZM260 244L261 245V248H258V246H256L257 244ZM74 244V245H73ZM79 244H80V247H79ZM85 244V246H83ZM98 244H99V242H98ZM97 244V245H98ZM110 244H111V246H112V248L110 247ZM116 244V245H115ZM167 244H169V247H167L168 245ZM208 244H212V245H208ZM233 244V245H232ZM37 245V247H35ZM41 245V246H40ZM46 245H48V246H46ZM75 245H77V248H76V246ZM81 245H82V247H81ZM240 245H241V247H240ZM250 245V244H249ZM260 245H259V247H260ZM33 246L35 247V249L33 248ZM70 246V247H69ZM75 246V247H74ZM102 246V247H101ZM177 246V247H176ZM246 246V247H245ZM252 246H250V247H252ZM85 247V248H84ZM96 247H95V249H96ZM99 247H100V249H99ZM107 247V248H106ZM177 249H176V248ZM250 247L248 246V248L250 249ZM31 248V249H30ZM73 248V249H72ZM75 248L77 249V250H82L81 252L79 251L78 253L79 254H81L82 253V256L84 257V255H85V252L87 253L86 254V256L82 259L81 257V261L79 260V256H78V253H77V250H75ZM79 248V249H78ZM82 248V249H81ZM92 248V249H93ZM102 248H104V249H102ZM111 248V249H110ZM121 248V249H120ZM154 248V249H153ZM167 248V249H166ZM169 248V249H168ZM245 248V249H244ZM85 249V250H84ZM103 251H102V250ZM158 249H160L161 250V252L162 253H160V251L158 250ZM175 249V250H174ZM244 249V250H243ZM253 249H251V251H253ZM34 250V251H33ZM73 250V251H72ZM83 250H84V252H83ZM99 250H101L102 251V253H101V251L99 252ZM108 250L110 251V252H108ZM150 250V251H149ZM154 250V251H153ZM184 250H186V251H184ZM246 250H248V251H246ZM10 251V252H9ZM27 251V252H26ZM30 251V253H28ZM156 251H158L157 253H156ZM26 252V253H25ZM93 253V255L92 254H90V253ZM106 252V253H105ZM108 252V253H107ZM231 252V253H230ZM257 252V253H256ZM24 254V259H23V254ZM37 253V254H36ZM98 253H100V254H98ZM103 253H105V255H106V257H105V255L103 254ZM113 253H115L114 255H113ZM256 253V254H255ZM26 254H27V256H26ZM66 254V255H65ZM74 254H76L75 256H74ZM121 254V253H120ZM125 255H126V253H124ZM123 254V255H124ZM161 256H160V255ZM163 254V255H162ZM220 254V255H219ZM29 255V256H28ZM34 257H33V256ZM96 255H98L97 257H96ZM123 255H121V256H123ZM207 255V256H206ZM234 255H236L235 257H234ZM246 255V256H245ZM81 256V255H80ZM114 256V257H113ZM158 256V258H156ZM184 256V257H183ZM219 256V257H218ZM259 256V257H258ZM28 258V262H26V259ZM104 257V258H103ZM124 257V256H123ZM210 257V258H209ZM214 257V258H213ZM246 257V258H245ZM261 257H262V260H261ZM9 258V259H8ZM11 258H13V259H11ZM26 258V259H25ZM37 258V259H36ZM65 258H67L66 260H67V262L65 261ZM73 258V259H72ZM78 258V259H77ZM113 258V259H112ZM122 258V257H121ZM121 258L119 257V259L121 260ZM124 258H126V257H124ZM207 258V259H206ZM218 258V259H217ZM241 260H240V259ZM259 258V259H258ZM16 259V260H15ZM32 259V260H31ZM40 259V260H39ZM64 259V260H63ZM75 259V260H74ZM89 259V258H88ZM97 259H96V261H93V264H95L96 262L98 263V261H97ZM112 259V260H111ZM6 261V262H4V261ZM9 260H11V262L9 261ZM12 260L14 261V262H12ZM78 260L80 261V263L78 262ZM86 260H87V258H86ZM159 260H160V262H159ZM172 260V261H171ZM181 260V261H180ZM237 260V261H236ZM253 260H252V262H253ZM259 262H258V261ZM260 260L262 261V262H260ZM18 261V262H17ZM70 261V262H69ZM76 261V262H75ZM85 261V260H84ZM111 261H113V262H111ZM236 261V262H235ZM238 261H240L239 263H238ZM250 261V262H249ZM9 262V263H8ZM37 262V263H36ZM90 262H92L91 260H90ZM89 262V263H90ZM122 262H124V260L122 259V261H119V263L121 264ZM253 262V263H254ZM84 263V262H83ZM101 263V264H102ZM118 263V264H119ZM252 263V264H253ZM82 264V263H81ZM90 264H92V263H90ZM124 264V263H123Z\"/></svg>",
	"mask_w": 264,
	"mask_h": 264
}]
</instances>
